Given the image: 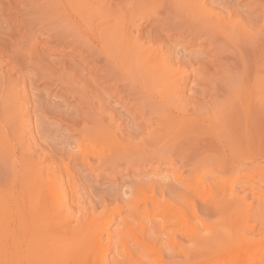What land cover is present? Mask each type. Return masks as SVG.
<instances>
[{
    "label": "rangeland",
    "instance_id": "rangeland-1",
    "mask_svg": "<svg viewBox=\"0 0 264 264\" xmlns=\"http://www.w3.org/2000/svg\"><path fill=\"white\" fill-rule=\"evenodd\" d=\"M9 1H10V3H9ZM27 1H29V0H21V1L20 0H3V1L0 0V24H1L0 25V44H1L0 49L2 48V50H0V64H1L0 65V99H1L0 104L3 105L7 101L9 103L11 102V105L9 103H6L7 107H5V104H4V106L0 105V113L10 106V108H12L13 111H14V109H16L15 112L17 111V113L19 111V113H20L19 116H21V117L24 116L26 118L25 119V118L19 117V118H21V121L23 122V129L21 132L25 135V133H29L28 131H30L29 135L27 134L28 136H30V138H27V139H29L31 141L24 139V137L26 135L23 137L24 140L22 139V141L26 140L25 141L26 143L30 142V143H28V144H30L28 146H30V147L32 146L30 149L26 144H24V146L26 147L24 150H27V152L29 151L30 153H32L31 158L33 160H35V162H34L35 163V173H36L35 174V198L39 197L37 194H40V195L42 194L41 196L44 197L45 196L44 193H46V192H47V194H52V192H53V194H58V196L60 197V203L62 206H64V208H62V206H60V204H58L59 208H61L60 209V213H61L60 215L61 216L63 215V218H66L67 221H69V224L71 226L76 227V224H78L77 226L81 225L83 227V225L86 224L85 226L87 227V225H90V227L88 226L87 228H85V226H84V228L87 230H88V228H91L89 230H94L95 233L98 235V237H102L104 235L103 238H101V239L98 238V243L100 242V240L103 239V241H101L102 245L98 244V245H100V256H102V257H100L101 264H133V263L134 264H136V263L137 264H192V257H194L196 254L199 255L198 253L201 252L203 249H205L206 246L211 248V247H213V245L219 246V245H222V243H223V246L224 245L226 246V252L224 255H225V259L227 261H231L229 259H232L235 261L236 260L240 261V262H236L237 264L238 263L260 264L261 262H262L261 264H264V258L262 260L260 259L264 255V244H263L264 243V227H263L264 226V219H263L264 215L262 214V212L264 213V208H263L264 206L262 203L263 202L262 200H264V173H263L264 163H262L263 165L261 164V161L259 159H257V155H256V158L253 159L254 161H252V159L250 158L251 155L255 156V153L257 154L256 150H254L252 152L254 154L250 153L249 150H248V152L246 150L248 155H245L244 157H242L244 148H241V149H243L242 152L239 148H237L238 150L235 149V151L237 150V152L240 150V154H242V155L238 154L239 156H237L240 158L237 159L234 156L235 158L231 157V159L228 160V155H227L228 148L226 150L225 147L226 146L228 147L230 145L226 144L225 140H224L225 142L221 141L219 143L216 142L217 144L214 143L215 144V145H213L214 148L205 146L206 144H209L210 142H212V140L211 141L209 140V139H211V138H209L210 136H207L208 135L207 134L208 129L211 132L213 131L212 133L214 135L216 133L215 131L219 132L221 127L225 128V125L227 126V124L229 123V122L227 123V121H225L226 124H225V122L223 123V121H224V118H223V119H221L222 124H219L217 122L218 119L216 117L220 113L218 112L217 115L214 113V115H216V116L213 115V112L221 111V110H218L217 108H220L222 110L225 108L227 109V106H228L227 104H226L225 108L219 107L218 103H220L221 101L223 102V99H221V98L225 97V96L222 97L221 95L222 94L226 95L224 102L229 104V106H228V109H230L229 112L230 111L232 112L233 107L229 108L231 106V104H230L231 100L230 99L236 98L235 96H234V98L232 97L234 93L235 94L237 93V95H238L239 91L242 92L241 90L243 87L239 86L240 85L239 83L244 81V80H242V79H244L242 77V75L246 76V77L244 76L245 79L247 78V81H244L245 84H244V82H242L245 85V87L250 85L249 83H252V84H255L254 82H256V83L262 82L263 83V81H264L263 80L264 79V75H263L264 70L262 72L260 71L261 73H259V71L256 68H254L255 66L259 65V62L262 63L261 61L263 59H261V56L264 52V47L262 48L261 46H263L264 43L262 41L261 42L263 43V45H262V43H260L261 46L259 47V49H262L261 51L257 48L258 49L257 53L261 54V56H259L261 61L259 59L258 63H256V61H258L257 58H259L257 53H256L257 49L256 50L254 49L256 54L254 53L255 55H251V57L257 56V58H256L257 60L256 59L253 60L254 57L251 59V60H253V62L255 61L256 64L255 63L253 64L252 61L248 59L252 63V64H250L251 66L248 65L249 63H248L247 58H250L249 57L250 54H245V52L249 53V51H250V53H251V51L253 50V49L252 50L248 49V47L250 48V46L252 44H254L255 42L254 43L252 42V44L250 46L247 45L248 47L245 45L250 44L252 39L256 37V35H254V34H257L258 32H260L261 34L264 33V24H263V22H264V20H263L264 19V11H263L264 10V6H263L264 3H263V1L262 0H252V1L251 0H231L233 2V4H232V2L230 0H226V1L221 0L222 2H220V0L219 1L218 0L217 1L216 0H213V1L212 0H195V1H197V6L199 5L198 6L199 9H198L196 7V2L194 3V0H190L191 7H192V4H195L193 6H195L194 7L195 9L197 8L196 13H195V10H191V13H194V16L197 15L196 17L199 20V22L201 19L206 21V19H204L207 16L206 15L207 13H205V10L207 12L209 10L208 13L211 14V16L214 15L213 16V22H215L216 25H217V23L219 25L221 22H223L224 20L225 21L223 23L224 26L220 24V26H223L224 28H220V26L215 27V25L213 26L212 21L210 22L211 23L210 25H212L213 27L208 25L209 28H207L204 24L201 25L199 22H197V23L200 25H198L197 23H196L197 25L196 24L194 25L193 23L196 22V19H194V21H192V23H191V20L188 21L189 23L193 24V27L191 24H189V25H191L190 27H188L189 25H186V27H188V29H186V27L184 26V23L187 22V19H188L186 17L187 14L182 13L186 7L185 8L179 7L176 4H174L175 6L172 7L170 5L171 3L169 4L168 2H166V1H170V0H162L161 2H157L156 0H154L153 2H157L154 4H153V2H150L151 0H148V2L143 0L142 3L140 2L141 8L139 7V9H138V6L140 3L137 4L138 6H135L133 9L134 12L135 11L139 12L138 10L144 8V6H145V8L151 7L149 10L145 9V11L143 9L144 12L140 11V12H143V15L145 14V12L148 13L149 11H151L148 13L150 18L147 15L145 17V16L140 15V14L135 12L136 14H134V16L136 18L139 17V19H138L139 21H137L136 18L132 20L129 16V15H131V12L134 13L133 10L130 9V7H129L130 6L129 5L130 0H93L92 2H91V0H75L76 2L71 0L72 2H74V5H72V6L70 4H68L67 0L66 1L65 0L64 1L63 0H57V2H58L57 4H59V6L56 4V2L52 3V4H54L53 6L52 5L48 6L49 4L44 0H39V2H38V0H36L37 2L35 0H33L34 2L32 0H30V2H27ZM136 1L138 2L139 0H136ZM253 1H256V3H258V4L254 5L255 2H253ZM257 1H259V2H257ZM124 2L126 4L127 3H129V4L126 5ZM144 2L147 4H144L142 6V4ZM162 2L163 3L166 2V4L164 3L165 5H162L165 8H162V7L159 8L161 6L160 3H162ZM92 3H94L95 5ZM167 3L169 5H167ZM204 3H205V5H204ZM248 3L249 4L251 3V5H249ZM261 3H262L263 7L260 6ZM31 4H35L36 6L34 7ZM46 4H48V5H46ZM122 4L124 5V8H123ZM206 4L207 5L209 4V5L207 6ZM21 5H22V8H21ZM27 5L30 6V9H28L29 7ZM68 5H70L71 7L74 8V10L75 9L76 10L73 11V9H71L70 6H68ZM86 5L87 6L90 5L91 7L90 6L87 7ZM157 5L159 7H154ZM166 5L170 9L174 8V9H172V11L177 9L175 7L181 8L180 10H177V11H179V12L182 11L181 12L182 14L180 13V15L182 16L183 14H185V16L183 15V17L179 18V16H177V15H179V13H177V15H175L174 18L175 19L177 18V20L179 19L178 20L179 22H180V19L183 20L184 18H186V19H184V20H186L185 22L183 20V26H184L183 29H186V30H184L185 32L182 31V29H181L182 26H179L181 31L178 32L175 30L178 28V25L176 24L177 20H174L173 17H169L170 20L167 18L168 21H166L167 19L165 17H168V15L170 16L171 14L174 15V12L169 13L171 10H169V12H167V13H169L168 15L166 14V11H163V10L168 11V8H166ZM214 5H216L217 8L219 10H221L222 13ZM40 6H42V7H40ZM60 6H61V8H60ZM62 6H65L64 10H63ZM249 6H251V7H249ZM84 7H87L88 9H86ZM239 7L242 9H240ZM246 7L248 8V10ZM16 8H17V10H16ZM91 8L92 9L95 8L94 12H93V10H91ZM153 8H156V10H157V11L155 10L156 11L155 13H153L154 12ZM237 8H238V10L236 11ZM53 9H54V11H53ZM191 9H193V8H191ZM200 9H203L204 11L203 10L200 11ZM96 10L98 12L100 11L99 17L102 18L101 19L102 20L101 26H99L101 20L99 17H97V15H94L92 17L95 20V22L92 20H90L91 22L86 20V21H84V23H85L84 24L83 22L81 23L80 20L78 21L79 16H80L79 14H82V13L84 14L85 12L88 13V11L93 12V14H97L98 12ZM231 10H232L233 16H231L232 15ZM17 11H18V13H17ZM56 11L57 12L59 11V12L57 13ZM64 11H65V13H64ZM162 11H163V13H162ZM210 11H213L214 13L210 12ZM253 11H255V12H253ZM33 12H35V13H33ZM75 12L76 13L80 12V13L75 14ZM126 12H127V14H126ZM237 12H238V14H237ZM240 12H241V14H240ZM56 13H57V15H56ZM128 13H130V14H128ZM160 13H162V14L160 15ZM122 14L123 15L125 14L123 18L127 17L128 20L130 19V21L126 20V18H125L123 20L125 23L122 22L125 25L123 24L124 26H121L122 25L121 24L119 26L117 21L119 20V23H121L120 20L123 19ZM199 14H201V15H199ZM68 15H69V17H68ZM75 15H76V17H75ZM137 15H140V16H137ZM162 15H164V17H162ZM238 15H239V17H238ZM16 16H17V18H16ZM70 16H74V17H70ZM95 16L97 17V19H99V21H97ZM200 16H201V19L199 18ZM142 17H145L144 18L145 20L144 19L142 20L141 19ZM208 17H209V19H208ZM214 17H216V18H214ZM25 18H26V20H25ZM206 18L209 21L212 19V17H210V16H207ZM247 18H249L248 21H247ZM34 19H35V21H34ZM74 19H76V20H74ZM171 19H173V23H172ZM231 19L235 20V21H233L234 24L236 23L235 26H234V24L230 25L229 22L232 21ZM2 20H4V22H2ZM135 20L138 22V23L136 22V24H141V23H144V21H145V23H146L145 25H147L146 27L148 28V29L146 28V30L144 29L145 33H142L143 31H139L138 37L142 34L144 36H146V35H148L149 37L152 36L151 39L152 38L157 39V40L153 39V41H152L150 38H148V39H150V40H148V44L152 47L150 50L154 51L156 49V47L158 48V46L161 45L158 48V49H160V48H162V45L163 46L165 45L163 47V49H164V51L165 50L168 51L167 54H166L167 51L164 52L163 49H160V51L156 49V51H154L156 55L158 52H160V53H158V55L159 54L163 55V56H160V55L158 56L159 58L161 57L160 58L161 61L157 57L152 58L153 57L152 55L154 54V52L151 51L152 55L150 57V62H152L151 59H154V60L158 59L162 63V65L160 68L159 61H157V63L159 65L156 64V61H155V64L150 63V67L152 65H154V66L158 65L157 67H159L160 70L162 69L163 71H166L165 73L170 72V70H172L171 75H174V77L177 78L176 79L177 82L171 76H168V78L171 77L172 80H174L171 82H176L175 88H177V89L171 87L174 85V83H172L170 85L171 82H169V79L168 80L166 79V76L163 78L165 80L164 81L165 85L159 84V85H162V88H160V87H157V88H158V91L162 90V92L164 91L163 89L166 88L165 89L166 92H163V93H167L169 91L167 88H169L168 86L170 85L171 92H172V90H174L173 91L174 93H177L176 91H178L177 94L181 93L180 95L177 96V97H180V98H178L179 101H176L177 97L175 96V98H174V96H173L174 101L178 103V105H177L179 108L178 111H177L178 108L177 109L175 108L174 110L172 108L174 106H172V104H173L172 99L173 98L171 96L169 99L170 101H168V102H172V103H170V105H169V103H167V104L172 109L171 108L169 109L168 108L169 106H167V104H164V106L166 105L165 107L157 105L156 101H157L158 96L153 97V94L151 96L153 97L152 99L155 98L154 99L155 102L154 101L153 102H154V104H156V106L151 105V104L149 105L148 103L144 104L138 95H137L138 98H137V96H135L136 93H133V92L129 91L128 89L124 90L126 88L122 87V90H120L119 88H121V87L119 84H125V83H123L124 81H123L121 76L117 75V77H116V75L112 74L113 73L112 70H113V66H114L113 60L110 59L109 57L107 58V56H105V54L102 53L101 54L102 58L104 56V58L106 59V61L103 60V62L104 61L105 62L102 63L101 62L102 60L99 59L100 60L99 61L97 59V58H100L101 56H100V53L96 50H100V49H94L93 53H92L87 48V47H89L90 50H92L90 41H93V36H92V33H90L87 30V29L91 28V25H93L92 27H95L97 25V22H99L98 23L99 28L102 27L101 28L102 30L107 31L108 30L107 25H109L108 28L110 26H112L115 29L116 28L120 29V27L121 28L126 27V26H128L127 24H129V22L131 23L132 21H135ZM220 20H221V22H220ZM12 21H14L13 25H12ZM103 21H104V23H106L105 24L106 26L104 25ZM156 21H158V23ZM159 21H161V22H159ZM6 22H8V23H6ZM68 22L72 23V26L73 25L74 26L72 27ZM78 22H79V24H81L80 25L81 27L77 26V25H79ZM89 22H90V26L87 25ZM115 22H117L116 24H118L117 26L115 24L116 27L113 26ZM166 22H167V24H166ZM168 22H170V23H168ZM208 22H207V24H208ZM248 22H250L251 24ZM112 23H113V25H112ZM241 23H243V24L241 25ZM255 23H256V26L254 25ZM2 24H3V26H2ZM26 24H27V26H26ZM30 24H32V26ZM82 24H84V25H82ZM159 24L161 25V27ZM163 24L166 25V27L168 26L167 29H164L165 27H163L164 26ZM174 24L177 26V28L172 27V26H174ZM185 24H188V23H185ZM225 24H227V25H225ZM261 24L263 25V27ZM236 25L237 26L240 25L242 28H240V26H239V29H238L236 27ZM257 25H259V26H257ZM83 26L84 27L88 26V27H87V29H82V28H84ZM201 26L203 27L205 32H203L204 30L202 29ZM227 26L229 27V30H228ZM28 27H29V29H28ZM105 27H106V29H105ZM112 27H111V29H113ZM195 27H197V30H199V31H197L199 34L196 32ZM217 27H219L220 29H223L224 31H220V29ZM233 27L236 28L234 30L235 32H233ZM257 27H259V28L257 29ZM31 28L34 30H32ZM77 28H79V29H77ZM156 28L159 30L157 31ZM5 29H7L6 32H5ZM24 29H25V32H24ZM160 29H162V30H160ZM201 29L203 31H201ZM207 29H209V31H206ZM212 29L213 30L215 29L217 31L214 30L215 31V33H214ZM248 29H250V31ZM254 29H256V30H254ZM147 30H150V31H147ZM167 30H169V32ZM210 30L212 32H210ZM236 30H240V31L243 30L242 31V32H244L243 35L246 34L248 37H250L249 35L252 34L251 37L253 36V38L251 39V37H250V39H251V41H250V40H247V38L241 34L235 35L234 33L239 32V31L237 32ZM246 30H248L247 33H245ZM251 30H254V32ZM10 31L11 32L13 31V32L11 33ZM27 31H29V32L31 31L30 33H32L33 35L29 34V32L27 33ZM171 31L173 34L170 33ZM186 31H188V32H186ZM219 31L223 32L222 35L224 34V32L226 33V35H229V32H230V36L232 35L231 36L232 41H231V39H229L231 43L228 42L229 40L227 39L226 35H225L226 38L223 35L222 37L218 38V40H217L216 36H218V35L221 36V33ZM255 31H257V33ZM147 32H150V34H148ZM177 32L180 34H178ZM193 32H196V33H193ZM242 32H240V33H242ZM77 33H79V35L81 34V36H79ZM182 33H183V36H182ZM200 33L203 35H201ZM205 33H207V34H205ZM231 33H233L235 35V39L237 36H240V37L242 36L241 38L242 39L246 38V41L244 43L242 42V39L241 40L239 39L240 41H238V42L235 41V39H233L234 38L233 34H231ZM22 34L24 36V39H21V38H23ZM24 34L25 35L27 34L26 37ZM137 34H138L137 32L132 33V35H134V36H136ZM160 34H164V35H160ZM190 34L195 35V36H193L195 38L193 39V37ZM211 34H213V36H211ZM261 34H260V36H261ZM157 35L159 37H157ZM166 35L167 36L169 35L172 38L170 37L169 40L161 38L162 36L166 37ZM187 35L190 36V38L189 37L187 38ZM208 35H209V38L212 41V43H211V41H207V39H209L207 37ZM77 36H79V38ZM82 36H83V38H82ZM134 36L132 37V39L136 38L135 39L136 41H139V40L141 41L140 38L137 40L138 37L137 36L134 37ZM199 36H201V37H199ZM213 37H214V40H212ZM27 38H30L31 40L30 39L28 40ZM223 38H225V39H223ZM17 39L19 42L17 41ZM161 39L163 40L162 42H164V40H165V43H160ZM192 39L194 41H191ZM258 39L263 40L264 36H261V38L258 37L257 40ZM154 40L156 42L157 41H159V42L156 43ZM179 40H181V41H179ZM222 40H224V41H222ZM84 41H86V42H84ZM183 41H185V42H183ZM214 41H216L215 44H214ZM253 41H254V39H253ZM153 42H155L154 43L155 45H153ZM194 42L197 44H195ZM208 42L210 43V45L208 44ZM221 42H223V43H221ZM239 42H242L243 44L240 43L241 45L238 46ZM216 43L218 45L217 47L215 46ZM234 43L237 45V47H240L239 48L240 50L237 49V47H236L237 50L235 49ZM84 44H85V46H84ZM256 44L258 45L259 42ZM212 45L215 47H213ZM232 45H234L233 49H232ZM226 46H227V48H226ZM30 47H32V48L30 49ZM218 47L219 48L222 47V48L219 49ZM242 47L243 48L246 47L245 49L249 50V51H246L244 49L245 52H243L244 50ZM252 47H253V45H252ZM256 47L257 46H255L254 48H256ZM169 48L171 50L170 52L168 50ZM215 48H217V50ZM230 48L232 51L234 50L233 53H231L232 51L229 50ZM214 50H215V52H214ZM238 50L239 51L243 50L241 52H243L245 56L246 55H249V56L244 57V56H242V53H239L241 56V57H239L238 56L239 54H237ZM254 50L252 52H254ZM23 51L25 53L21 54ZM220 51H222V52L220 53ZM12 52H13V54H12ZM94 52L98 53L99 55L97 56ZM224 52L229 53L231 55V57L233 56V58H231L229 56V54H226ZM4 53H7V55ZM34 53H35V55H34ZM89 53H92V55L94 54L95 57H94V55L92 56ZM222 54L224 57L221 56ZM234 55H235V57H234ZM185 56H188V57H185ZM190 56H191V58H190ZM217 56H218V58H217ZM227 57H228V59H227ZM236 57H238V60ZM262 57H264V54ZM187 58H189L191 60L194 59V60H192V62H191V60H189ZM229 58H231L233 60L230 61ZM239 58L240 59L245 58V61H247L248 64H246V62H245V64H243L244 60L239 61ZM91 59H92V61H91ZM166 59L168 62L166 61ZM218 59H220V61ZM225 59H227V60H225ZM180 60H184L183 62L186 64L181 63ZM188 60L191 63L186 62ZM235 60L237 62L243 61L242 65H244L243 66L244 70L241 68L242 65L240 63H237ZM13 62H15V63H13ZM174 62L175 63L178 62L177 65ZM193 62H195V63H193ZM106 63L109 64L108 66H110V64H111V67H112V70L109 67V69H110L109 71L112 72L111 73L108 71L110 73L109 75L107 73L108 69H107ZM180 63L183 65V67ZM222 63H223V65H222ZM234 63L237 65L239 64V65L237 66ZM171 65H174V66H171ZM246 65L250 66L252 68V70L254 69L253 70L254 73L251 70L250 72H252V74L249 71H248V73L245 74V72H247V70L245 71ZM252 65H254V66H252ZM98 66H101L102 68L98 67ZM227 66H229V67L227 68ZM239 66H240L241 70L239 68H237ZM248 66H246V69H248V68L251 69ZM261 66L264 67L263 63ZM104 67H106V68H104ZM234 67H236V68L233 69ZM15 68H17V69H15ZM159 68H157V69L159 70ZM257 68L259 69L258 66H257ZM105 69H106V71H103ZM154 69H156V67ZM154 69L152 66L151 70H154ZM157 69L155 71H151V72L152 73L154 72V75H155L156 74L155 72L158 71ZM9 70L11 71V73ZM228 70H229V72H228ZM255 70H257L258 72L256 73ZM97 71H98V73H97ZM240 71H241V73H240ZM177 72H179V73H177ZM195 72H197V73H195ZM225 72H226V76H225ZM232 72H233V74H232ZM238 72L240 73L241 76L239 74H237ZM159 73L162 74L161 72L158 71V74ZM182 73L184 76L186 75L185 76L186 82H185V77L182 75ZM255 73L257 75L262 74L263 77H262V75L259 78L257 75L254 76L253 74H255ZM168 74L169 73H167V75ZM187 74H188V76H187ZM228 74H230V75L228 76ZM248 74L249 75L251 74L249 76L250 78L247 77ZM163 75H165V74H162L160 76H163ZM181 75L184 78V80L181 78ZM220 75H223V76H220ZM233 75H234V77H232ZM252 75L256 78L253 79L254 77ZM102 76H103V78H102ZM157 76H159V75H157ZM157 76H155V77H157ZM224 76L227 77V80ZM237 76L238 77L240 76V77L238 78ZM113 77L116 79H114ZM228 77H230V79H228ZM236 77H237V79L235 80ZM251 77H252V79H251ZM261 77H262V81L261 80L259 81V79H261ZM19 78H21V79H19ZM111 78L114 79L113 82H114L115 87L113 85H110L113 83L112 82L113 79H111ZM222 78H223L224 82L227 81L226 85H225V83L224 84L222 83V80H221ZM9 79H11L13 81H10ZM118 79H120V80H118ZM179 79H181L182 82L183 81L184 82L182 83L181 80L179 81ZM257 79H258V82L256 81ZM156 80L157 79H155V81ZM159 80L162 82V80L159 77V79L156 81V84L159 82ZM237 80H240V82ZM1 81H2V83H1ZM24 81L27 85L24 83ZM115 81H117V82L119 81L118 82L119 84H116L117 82H115ZM121 81H123V82H121ZM235 81H236V83L237 82H239V83L234 84ZM180 82H181V85H179ZM246 82H247V84H246ZM8 83L9 84L11 83L12 85L7 86V85H9ZM177 83H179V84H177ZM216 83H217V85H216ZM230 84L236 85V86H238V88L240 87L239 91H238V88H235L236 86H231ZM166 85H168V86H166ZM215 85L217 88H219L218 90H216ZM116 86H118L119 88L116 89ZM241 86H243V85L241 84ZM113 87H114V89H113ZM222 87H224L225 89ZM229 87H231V89H233L234 91L236 89L235 92L233 91L234 93L232 95H230L231 89ZM221 88H222V90H221ZM115 89L118 91H116ZM178 89H180V92ZM227 90H230V92L227 93ZM10 91H11V94L15 93V94H13L14 96L11 94H10L11 97L9 96ZM7 92H8V95H7ZM21 92L22 93L25 92L26 94L25 93L22 94ZM125 92L131 93V95H133V94L134 95L132 97L131 95L129 96V94H126ZM162 92H161V94H163ZM224 92H226V94ZM210 93H213L215 95L216 104L214 102L215 101L214 98H212V97H214L213 94H211L212 95L211 97L210 96L208 97V94L210 95ZM99 94H100V96H99ZM217 94H219L221 97ZM227 94H229V95H227ZM25 95H26V97H23ZM262 95H264V94H262ZM18 97H20V98H18ZM219 97H220V101H218ZM25 98H27V99L25 100ZM128 98H129V100H128ZM211 98L213 99L212 104L210 103L212 100ZM5 99H6V101H3ZM130 99H132V102ZM10 100H12V101H10ZM139 101L142 102L144 105L143 104L141 105V103L139 104ZM149 101H147V102L151 103V100H149ZM27 102H29V103H27ZM207 102H209L210 104ZM222 102L220 103V106L222 105ZM129 103H130V105H129ZM225 103H223L222 106H224ZM8 104H9V106H8ZM15 104H16V106H15ZM133 104H134V106H133ZM146 104L149 105L148 106L149 108H147ZM217 104H218V107H216ZM23 105L25 107L24 109H23V107H21ZM91 105H93V106H91ZM1 106L3 107L2 110H1V108H2ZM11 106H13L14 109ZM141 106L144 107L145 109H149V111L148 110L145 111V109L142 108ZM162 107H164L165 109H162ZM10 108H8L9 111H11ZM21 108L23 109V111ZM140 108H142L141 110H143L142 112H144V115L141 114L142 112H141ZM166 108H168V109H166ZM8 109L3 111L2 115L5 113L6 114L10 113L9 111L7 112ZM214 109L215 110L217 109V110L215 111ZM164 110H166V111H164ZM167 110H173V112H170ZM64 112H66V113H64ZM82 112H83V114H82ZM129 112H130V114H129ZM145 112H148L147 115L149 116V119H148V116L146 115ZM207 112L210 114H208ZM229 112H227L226 114L227 115L230 114ZM29 113H30V115H29ZM190 113H193V114H190ZM222 113H224L222 115L226 116L224 110ZM159 115H162V117L160 116V118H158L160 121H158V119L155 120V117L156 116L159 117ZM209 115L212 116L210 118H212L214 120L213 123L211 122V121H213L212 119H210L211 121L208 119ZM231 115L232 114H230V116ZM204 116L205 117L208 116V118L207 117L202 118ZM225 116H223V117H225ZM29 117L31 120L29 119ZM144 117H145V119H143ZM214 117L216 120L214 119ZM220 117H219V119H220ZM231 117H229V118L231 119ZM109 119H111V120H109ZM230 119H225V120H230ZM144 121H147V122H144ZM215 121L217 122L216 124L222 125L220 128H219V125L217 126L219 129L217 127L212 128V126H214V125L216 126ZM97 122H99V123H97ZM29 123H30V125H29ZM106 123H108V124H106ZM26 124H27V126H26ZM30 126L32 129L30 128ZM24 127H26V128L24 129ZM104 128H105V130H104ZM214 128H216V129L214 130ZM23 130L25 131V133ZM205 130H206V132H205ZM124 131H125V133H124ZM132 131H133V133H132ZM95 132L96 133L98 132L100 135L102 134V136H103V134H106L107 136L104 135V137H99V134L98 133L96 134ZM121 132L124 134H122ZM211 132L209 133L210 135L212 134ZM218 132L214 136H217ZM150 133H153L154 135H155V133H157V134L163 133L166 135L163 138H159V139L157 137V139L155 140L152 138L154 136L150 135ZM220 133L218 136L222 137V136H220ZM223 133H221V134H223ZM112 134H113V136H110ZM121 134H122V136H121ZM204 134L209 138L208 140L210 142L207 141V137L204 136ZM31 135H32V138H34V139L31 138ZM92 135L94 137L93 140H92ZM94 135L97 137H95ZM133 135H135V136H133ZM114 136H115V138H114ZM160 136L161 135H159V137ZM111 137L113 139H111ZM223 137H225V136L223 135ZM100 138L103 141H101ZM89 139H91V140H89ZM203 139L205 140V143H203L204 141L202 142ZM105 140H107V142ZM157 140L160 141V144L166 143L168 145H170V144H172V145L173 144H177V145H183V144L188 145V144H190L191 145L190 147H192V150L195 151V153H196V157H197L195 160L196 168L194 170H192V169H190V166L188 164L185 165L181 162L175 163L176 166H175V164L171 165V164H173L171 162L169 164L168 163L169 161L166 159L167 155H165L167 153L163 154V155H165L164 156L165 159L164 158L160 159V160H162L161 162H160V160H157V159L162 157L163 155H159V157L157 159L155 158L157 156L154 155L151 157V159H154L155 161L153 160L151 162L150 159L146 161L145 154L149 155V153L150 154L152 153L149 151V149H151L150 147L153 146L152 144L154 142L155 143L159 142ZM25 142H23V143H25ZM102 142L105 144H103ZM160 144L156 143L157 146H159ZM141 145L146 146V148L141 146ZM156 145H154L153 147L155 148ZM129 147L132 149H130ZM136 147L137 148L142 147V148L138 149L139 150L138 151ZM33 148H35V151ZM125 148H126V150H125L126 153L123 151V149H125ZM133 149H136V150H133ZM147 150H148V152H147ZM84 152H86V153H84ZM122 152H124V154H120ZM127 152H129L128 155H127ZM231 153H233V151H231ZM110 154L113 156H111ZM120 156H121V158H120ZM110 157H111V159H110ZM245 157L246 158L248 157V159H244ZM107 159H108V161H107ZM249 159H251V160H249ZM110 160H112V161L115 160V162L114 161L112 162ZM118 160H120V161H118ZM109 161L111 164L109 163ZM148 161H150V162H148ZM99 162H100V164L102 163L101 166H99L100 165ZM103 162H105L106 164ZM157 162H160V164ZM113 163H115V164H113ZM116 164H117V166L119 165L118 167L116 166L117 169H115V167H114ZM158 165H159V167H158ZM106 166H108L110 168H108ZM1 167L2 166L0 164V169H1L0 170L1 171L0 185L4 182L1 179H3V180L5 179V177L3 178V175H4L3 173L5 170V167L4 166L2 168ZM3 168H4V170H3ZM113 169L115 170L114 172L112 171ZM114 173H115V175H114ZM262 173H263V175H262ZM107 174H109V175H107ZM173 177L179 178L180 180H182L183 189L185 191V194H182L183 190L181 192H180V190H178V193H176L177 191H174V193H175L174 194L173 192H171L172 188L169 187L170 189H168V187H167L166 189L164 188V191H163V189H161L162 196L160 195L161 192H160V194H158L159 193L158 192V193H155V195H154L155 199L157 198L156 196H158V198H157L158 200H156V201L161 200L159 198L161 196L162 199L164 200L163 202H166L168 200V198H170L169 201H167V203L173 202V201H175V199H176V201H177V199H179V201H177V202H180L179 205L182 206L181 204L183 203V201L187 202L186 207L184 206L182 208L183 219L180 221V224H179V222H177V224L170 225V227H169V228H176V227L181 225V230L179 232L177 231V233H178L177 235H176V233H174V234L172 233L174 236L175 235L176 236L174 237L173 235H171V238H172L171 239L169 235L163 236L161 234L159 235L158 233H156L157 235L155 233H153L151 230H153L156 227L152 228L153 227L151 225L152 217L148 216L146 214L148 216V218L151 219V220H149L147 218L146 220H148V222L149 221L150 222L146 224V222H147L145 220L146 217H143V216H146L144 211H147L152 206L151 205L152 204L151 203V197L153 195V192L151 191L152 185H149L148 183H150V182H148V181L149 180H153L155 182L161 181V182H164L165 184H168L171 181H173V179H174ZM140 179L142 181H140ZM154 179H157V180H154ZM143 181H146L147 184H143L142 190L145 191V188H146L145 186H148V187L151 186V188L147 187L148 190L149 189H151V190L150 191L146 190V191L150 192L152 194H148L146 191L143 192V191H141V188H139L140 192L138 195L143 194V195H141V197L143 199L146 196L145 195L146 193L149 196L151 195V197H149L147 195L149 198H146L147 196L145 197V200L148 199L146 202H148L149 205L146 204L145 200L141 199L140 196L136 195L138 193V190H139V189H137L138 186L139 185L141 186L142 183H146ZM155 182H154V184H155ZM159 182H157V184H161ZM133 184H135V185H133ZM114 187L116 188L117 191L115 190ZM39 188L42 189V192H39V190H40ZM63 188H64V190H63ZM132 189L137 193H134V191H133L132 192L133 194H130L131 193L130 191ZM223 190H225V191H223ZM48 191H50L51 193H48ZM60 191H61V193H60ZM156 192H157V190H156ZM229 192L230 193L232 192L234 195H236L240 199L241 198L244 199V200H241L242 202H244L243 203L244 205L249 206V208L252 207L249 210H248V207H246V206L244 208H247V209H244V208H243L244 210L242 209L244 211V214H243L244 216H242V217H244L243 223L245 225H247V226L243 225L244 230H245L244 234L250 241L252 240V242H253L252 247H247V246L241 245L240 243H237V241H235L236 243L232 242V241L236 240L235 239L236 237H234V236L230 237L229 240H226L228 237L226 238V236L223 235V236H225V238H226L225 239V238H223V236L221 234V233H223L221 231V228H222L221 219L222 218H221L218 210L216 209V204L220 200L224 199V197L226 195H228ZM59 193L62 195H60ZM124 194H125V196H124ZM156 194H158V195H156ZM101 195H103V196H101ZM114 195H115V197H114ZM131 195H132V197L135 195L133 197V200L131 199L132 198ZM186 195H187V197H186ZM107 197L109 198V200ZM137 197L143 201H139V199H137ZM163 197H165L166 199ZM45 198H46V196L44 197L43 202L45 200H47ZM106 199H107V201H106ZM127 199H129V201H131L132 205H135V206H136V199H137V201H138L137 205H139V206H137V207L134 206L135 210L133 208L134 211H132L131 203L129 205L126 204L127 206L125 205V203H128L126 201ZM123 200H125V201H123ZM257 200H259L261 202H259ZM101 201H103V202H101ZM134 201H135V204L133 203ZM176 201L173 202L175 205L177 203ZM36 202L37 201H35V203ZM108 203H109V205H108ZM141 203H143V204H141ZM259 203L260 204L262 203L261 206L259 205ZM45 204H46V202L44 203V205ZM106 204H107V206H106ZM144 204L146 206H149L147 208V210H146V208H145L146 206ZM183 204H185V203H183ZM243 204H241V205L243 206ZM188 205L190 207H187ZM123 206H124V208H123ZM129 206H130V208H129ZM117 207L119 208V210H116ZM105 208H107L108 212L105 211ZM136 208H137V210H136ZM141 208H143V209L141 210ZM258 208H261V209L257 210ZM123 209L124 210L126 209L125 210L126 212H129L128 209H130V211H132V212H130V213H132L131 214L132 216L130 217V214H128L129 216L126 217L127 213L125 211H123ZM109 210L111 212H113V214L112 213L110 214ZM188 210H190V211H188ZM256 210L258 212H256ZM136 211H137V213H136ZM243 211L241 213H243ZM259 211H260V213H259ZM70 212H71V214H69ZM148 213H149V215H151L153 212H151V210H148ZM136 214L138 217H139V215L142 216L144 218V219L143 218L142 219L145 220L146 222L142 221V219L140 217L139 218L141 220L138 219L137 216H135V219L137 218L139 222L135 221L134 215H136ZM262 215H263V218H262ZM92 217H93V220H92ZM122 217L123 218L126 217L127 219H125V218L123 219ZM131 218H132V220L129 221L128 219H131ZM261 218L263 219V221ZM75 219H77L78 222ZM122 219H123V222H122ZM119 220H120V224L118 225ZM132 221H135L136 223L132 222ZM121 222H122V224H121ZM82 223H84V224L82 225ZM243 223H241V224H243ZM124 224H128L126 227H128L130 225V228L126 229L123 226H121ZM120 227H121V229H120ZM122 227L124 228V230L126 229L127 235L128 234L131 235V237L125 235L128 238H130L129 240L123 241V239H125V238L127 239V237L121 238V236L118 234V233H120L122 235L123 232H118L116 234L117 229L119 231H122ZM128 230H129V233H128ZM153 231H155V230H153ZM180 232H182V233L180 234ZM107 233L111 234L112 236L111 235L108 236ZM150 233H151V235H150ZM124 234H125V231H124ZM124 234L122 235V237L124 236ZM110 237H112V239ZM216 237H219V239L218 238L216 239ZM106 238L111 239V240H108ZM213 238H214V240H213ZM220 238H221V240H220ZM231 238H234V240L233 239L230 240ZM224 239H225V242L223 241ZM105 243L108 245H106ZM103 244H105L106 246H104ZM237 244H239V245H237ZM126 248L127 249L129 248V249L126 251ZM137 249H138V252L140 251L139 253L136 251ZM171 250L174 253H172ZM124 252H125V254H124ZM121 254L125 257H121L122 256ZM114 257L116 260H114ZM119 258L120 259L125 258L126 260L124 259L123 261H120V260H118Z\"/></svg>",
    "mask_w": 264,
    "mask_h": 264
},
{
    "label": "bare ground",
    "instance_id": "bare-ground-1",
    "mask_svg": "<svg viewBox=\"0 0 264 264\" xmlns=\"http://www.w3.org/2000/svg\"><path fill=\"white\" fill-rule=\"evenodd\" d=\"M3 1V0H2ZM21 1V0H20ZM33 1V0H32ZM36 1V0H35ZM44 1H46L48 4H46V5H48V6H53L54 4H52V3H54V2H56V4L58 3L57 2V0H44ZM64 1V0H63ZM66 1V0H65ZM73 1H75V0H73ZM93 0H91V2H92ZM142 1L143 0H139L138 2L136 1V0H130L129 2H130V4L129 3H127V4H129L128 6L130 7V9H134V7L135 6H138L137 4H139L140 2L142 3ZM145 1H147L148 2V0H145ZM154 0H151L150 2H153ZM157 2H161L162 0H156ZM213 1V0H212ZM217 1V0H216ZM219 1V0H218ZM226 1V0H225ZM231 1V0H230ZM252 1V0H251ZM263 1V3H264V0H262ZM27 2H30V0L29 1H27ZM34 2V1H33ZM37 2V1H36ZM38 2H39V0H38ZM67 2H68V4H70L71 6L72 5H74V2H72L71 0H67ZM76 2V1H75ZM90 2V1H89ZM90 2V3H91ZM127 2V1H126ZM157 2H153V4L154 3H157ZM166 2H168L172 7H174L175 5L174 4H176L177 6H179V7H186L185 8V10H183V12L182 13H185V14H187V22H185L186 20H184V19H186V18H184L183 20H184V22L185 23H188V24H185L184 23V26L186 27V25H189V24H191L192 23V21H194V19H196V22H194L193 24L195 25L197 22H199V20L197 19V15L196 16H194V13H191V10H195V13H196V10H197V8H198V6H197V1H195L194 0V3L196 2V9L194 8L195 6H193V5H195V4H192V7H191V3H190V0H170V1H166ZM166 2H164L165 4H166ZM215 2V1H214ZM220 2H222L221 0H220ZM232 2V1H231ZM253 2H255L254 3V5L255 4H258V3H256V1H253ZM257 2H259V1H257ZM9 3H10V1H9ZM32 3V2H31ZM95 3V2H94ZM94 3H92V4H94ZM100 3V2H99ZM125 3V2H124ZM136 3V4H135ZM141 3L139 4V6H138V9H139V7L141 8ZM163 2L162 3H160V7L157 5V6H154V7H159V8H165V7H163L162 5H165ZM167 3V5H169ZM229 3V2H228ZM247 3V2H246ZM252 3V2H251ZM251 3L249 4V5H251ZM7 4V3H6ZM89 4V3H88ZM107 4V3H106ZM126 4V3H125ZM126 4V5H127ZM144 4H147V3H143L142 4V6L144 5ZM149 4V3H148ZM151 4V3H150ZM201 4V3H200ZM210 4V3H209ZM208 4V5H209ZM223 4V3H222ZM232 4H233V2H232ZM243 4V3H242ZM8 5V4H7ZM31 5H33L34 7L36 6L35 4H31ZM58 6H59V4H57ZM56 5V6H57ZM62 5V4H61ZM70 5H68V6H70ZM91 5V4H90ZM90 5H88V6H90ZM95 5V4H94ZM114 5V4H113ZM116 5V4H115ZM123 5V4H122ZM125 5V6H126ZM152 5V4H151ZM167 5H166V8H168V11L167 10H163V11H166V14L168 15L169 13H171V12H174V15L173 14H171L170 16L168 15V17H165L166 19L168 18L169 20H170V18L169 17H173V19L174 20H177V18L175 19L174 17H175V15H177V13H179V15H177V16H179V18H181V17H183V15L185 16V14H183L182 16L180 15V13L181 12H179V11H177V10H180L181 8H179V7H175V8H177V9H175V10H173L172 11V9H174V8H172V9H170L169 7H167ZM204 5H205V3H204ZM207 5V4H206ZM207 5V6H208ZM218 5V4H217ZM247 5V4H246ZM25 6V5H24ZM28 6V5H27ZM44 6V5H43ZM70 6V8L71 9H73V11H75L74 10V8L73 7H71ZM87 6V5H86ZM87 6V7H88ZM110 6V5H109ZM202 6V5H201ZM200 6V7H201ZM214 6H216V5H214ZM232 6V5H231ZM253 6V5H252ZM260 6H262V3H261V5ZM264 6V5H263ZM262 6V7H263ZM29 8L28 9H30V6H28ZM32 7V6H31ZM40 7H42V6H40ZM64 7L65 6H62V8H63V10H64ZM87 7H84V8H86V9H88ZM91 7V6H90ZM148 7V6H147ZM249 7H251V6H249ZM8 8V7H7ZM21 8H22V5H21ZM49 8V7H48ZM53 8V7H52ZM60 8H61V6H60ZM101 8V7H100ZM114 8V7H113ZM121 8V7H120ZM123 8H124V5H123ZM127 8V7H126ZM125 8V9H126ZM151 8V7H150ZM150 8H145V6H144V8H142V9H140V10H138L139 12L140 11H143V9H144V11H145V9L147 10H149ZM179 8V9H178ZM183 8V9H184ZM191 8H193V9H191ZM216 8H217V6H216ZM221 8V7H220ZM236 8V7H235ZM240 8V7H239ZM247 8V7H246ZM256 8V7H255ZM260 8V7H259ZM19 9V8H18ZM83 9V8H82ZM94 9L95 8H91V10H93V12H94ZM119 9V8H118ZM129 9V10H130ZM136 9V8H135ZM154 9V12L153 13H155L157 10H156V8H153ZM199 9V8H198ZM208 9V8H207ZM218 9V8H217ZM240 9H242V8H240ZM5 10V9H4ZM9 10V9H8ZM16 10H17V8H16ZM24 10V9H23ZM27 10V9H26ZM25 10V11H26ZM36 10V9H35ZM38 10V9H37ZM40 10V9H39ZM90 10V11H91ZM106 10V9H105ZM137 10V9H136ZM156 10V11H155ZM169 10H171L170 12H169ZM201 10H203V9H200V11ZM219 10V9H218ZM230 10V9H229ZM238 10V8L236 9V11ZM247 10H248V8H247ZM251 10V9H250ZM255 10V9H254ZM262 10V9H261ZM20 11V10H19ZM22 11V10H21ZM24 11V12H25ZM53 11H54V9H53ZM61 11V10H60ZM66 11V10H65ZM65 11H64V13H65ZM78 11V10H77ZM76 11V12H77ZM81 11V10H80ZM86 11V10H85ZM97 11V10H96ZM123 11V10H122ZM143 11V12H144ZM163 11H162V13H163ZM185 11V12H184ZM199 11V10H198ZM204 11V10H203ZM215 11V10H214ZM220 12H221V10H219ZM218 11V12H219ZM242 11V10H241ZM252 11V10H251ZM258 11V10H257ZM264 11V10H263ZM29 12V11H28ZM36 12V11H35ZM35 12H33V13H35ZM39 12V11H38ZM57 12V11H56ZM59 12V11H58ZM57 12V13H58ZM75 12V14H79V13H76ZM83 12V11H82ZM93 12H89L88 11V13L87 12H85L84 14L82 13V14H79L78 16H79V19H78V21L80 20V22L82 23H84V21H90V20H92V21H94L95 22V20L92 18L94 15H97V17H99L100 16V14H99V12L97 13V14H93ZM104 12V11H103ZM130 12V11H129ZM133 12H134V10H133ZM136 12V11H135ZM132 13L131 12V15H129L130 16V18L133 20V19H135L136 17L134 16V14H136V13H138V14H140V15H143V12H136V13ZM148 12V11H147ZM149 12H151V11H149ZM148 12V13H149ZM167 12H169V13H167ZM208 12H209V10H208ZM206 10H205V13H207L206 15L207 16H210V17H212V19L209 21V20H207V16L204 18V19H206V21H204V20H202L201 19V16L199 17L201 20H200V24L201 25H205L207 28H209L208 27V25L209 26H211V27H213L214 25H215V27L216 26H220V24L221 25H223V23H224V21L223 22H221V20H220V24L218 25V23H217V25L215 24V22H213V16H211V14H209ZM210 12H213V11H210ZM249 12V11H248ZM253 12H255V11H253ZM12 13V12H11ZM17 13H18V11H17ZM21 13V12H20ZM32 13V12H31ZM57 13H56V15H57ZM61 13V12H60ZM74 13V12H73ZM72 13V14H73ZM92 13V14H91ZM102 13V12H101ZM148 13H146L145 12V14L143 15V16H145L146 17V15L149 17V15H148ZM159 13V12H158ZM162 13H160V15L162 14ZM181 13V14H182ZM204 13V14H205ZM214 13V12H213ZM222 13V12H221ZM259 13V12H258ZM53 14V13H52ZM99 14V15H98ZM126 14H127V12H126ZM128 14H130V13H128ZM133 14V15H132ZM165 14V15H166ZM231 14H232V10H231ZM237 14H238V12H237ZM236 14V15H237ZM240 14H241V12H240ZM26 15V14H25ZM70 15V14H69ZM69 15H68V17H69ZM74 15V14H73ZM123 15V14H122ZM125 15V14H124ZM124 15L122 16V18L124 17ZM140 15H137V16H140ZM159 15V14H158ZM199 15H201V14H199ZM203 15V14H202ZM216 15V14H215ZM218 15V14H217ZM222 15V14H221ZM224 15V14H223ZM243 15V14H242ZM18 16V15H17ZM17 16H16V18H17ZM51 16V15H50ZM127 16V15H126ZM128 16V17H129ZM134 16V17H133ZM176 16V17H177ZM194 16V17H193ZM220 16V15H219ZM231 16H233V14L231 15ZM230 16V17H231ZM263 16V15H262ZM22 17V16H21ZM25 17V16H24ZM67 17V16H66ZM70 17H74V16H70ZM75 17H76V15H75ZM96 17V16H95ZM97 17H96V19H97ZM103 17V16H102ZM133 17V18H132ZM145 17H142L141 19L143 20ZM147 17V18H148ZM162 17H164V15H162ZM196 17V18H195ZM217 17V16H216ZM216 17H214V18H216ZM235 17V16H234ZM238 17H239V15H238ZM237 17V18H238ZM100 18V17H99ZM126 18V20H128V18L127 17H125ZM125 18H123V19H121L120 20V22L121 23H119V20L117 21L118 22V24H119V26L121 25V26H124L125 24V22L123 21ZM150 18V17H149ZM153 18V17H152ZM252 18V17H251ZM8 19V18H7ZM13 19V18H12ZM69 19V18H68ZM102 18H100V20H101ZM137 19V21H139L138 19H139V17H137L136 18ZM140 19V20H141ZM168 19L166 20V21H168ZM173 19H171L172 20V23H173ZM208 19H209V17H208ZM218 19V18H217ZM221 19V18H220ZM226 19V18H225ZM236 19V18H235ZM240 19V18H239ZM245 19V18H244ZM248 19L249 18H247V21H248ZM25 20H26V18H25ZM74 20H76V19H74ZM104 20V19H103ZM145 20V19H144ZM179 20V19H178ZM177 20V22L180 24H178L176 21V24L178 25V28H177V26L174 24V26H172L173 28H177V29H175L176 31H181L180 30V27L179 26H182V31L183 32H185L184 30H186V29H188V27H190L191 25H192V27H193V24H191V25H189L188 27H186V29H183V20L182 19H180V22ZM182 20V21H181ZM191 20V23H189L188 21H190ZM215 20V19H214ZM223 20V19H222ZM232 21H230L229 23H230V25L231 24H234L233 23V21H235L234 19H231ZM242 20V19H241ZM264 20V19H263ZM6 21V20H5ZM19 21V20H18ZM34 21H35V19H34ZM72 21V20H71ZM97 21H99V19H97ZM128 21H130V19L128 20ZM127 21V22H128ZM136 20L135 21H132L131 23L129 22V24H127L128 26H126V27H120V29H118V28H113L112 26H110L109 28H108V26L109 25H107V31L105 30H102L101 28L102 27H100L99 28V26H101V22H102V20L100 21V25L98 26V23L99 22H97V25L95 26V27H92L93 25H91V28H89V29H87V27L88 26H90V22L87 24L88 26L87 27H84V28H82V29H87L90 33H92V36H93V41H90V44H91V49L92 50H90V48L89 47H87L88 48V50L90 51V52H92L93 53V50L94 49H100V50H96V51H98L99 53H100V56H101V54L103 53V54H105V56H107V58L109 57L110 59H112L113 60V64H114V66H113V70H112V67H111V64H110V66H108L109 64L108 63H106L107 64V73H108V75L110 74L109 72H111V71H109L110 69H109V67L111 68V70H112V74H114V75H116V77H117V75L118 76H121L122 77V79H123V81H121V82H123V83H125V84H119L117 81H115V82H117L116 84H119L120 85V87L121 88H119L118 86H116V89L117 88H119L120 90H122V87L123 88H126V89H124V90H129V91H131V92H133V93H136V95L135 96H139L140 98H141V100L143 101V103L145 104V103H148L149 105L151 104V105H154V106H156V104L157 105H159V106H164V104H167V103H169V105H170V103H172V102H168V101H170L169 99H170V96L173 98V96H174V98H175V96L177 97L178 95H180V94H177L178 93V91H176L177 93H174L173 91L174 90H172V92H171V90H170V88L172 87V88H175L176 87V85H175V83L177 82V78L176 77H174V75H171L172 74V70H170V72H167V73H169L168 75H167V73H165L166 71H163L162 69V71L160 70V68H161V65H162V63L160 62L161 61V57L159 58L158 56L160 55V56H163V55H161V54H159L158 55V53H160V52H158L157 53V55L155 54V52L154 51H156V49L157 50H159L160 51V49H163V47L165 46H163L162 45V48H160V49H158L160 46H158L157 44V46H158V48L156 47V49L153 51V50H150L152 47L148 44V40H150L151 39V37H149L148 35H146V36H144V35H140L139 37H138V35H139V31H143L142 33H145V31H144V29L146 30V26L147 25H145L146 23H145V21H144V23H141V24H136V22H137ZM209 21V22H208ZM212 21V25H210L211 22ZM228 21V20H227ZM252 21V20H251ZM255 21V20H254ZM257 21V20H256ZM2 22H4V20H2ZM13 22L14 21H12V25H13ZM21 22V21H20ZM19 22V23H20ZM27 22V21H26ZM25 22V23H26ZM75 22V21H74ZM73 22V23H74ZM109 22V21H108ZM111 22V21H110ZM117 22H115L114 23V25H113V23H112V25L113 26H115V24L117 23ZM122 22H124V23H122ZM141 22V21H140ZM157 23H158V21H156ZM159 22H161V21H159ZM163 22V21H162ZM165 22V21H164ZM171 22V21H170ZM170 22H168V23H170ZM202 22V23H201ZM207 22H208V24H207ZM217 22V21H216ZM232 22V23H231ZM241 22V21H240ZM246 22V21H245ZM253 22V21H252ZM6 23H8V22H6ZM28 23V22H27ZM31 23V22H30ZM69 23V22H68ZM103 23H104V21H103ZM138 23V22H137ZM206 23V24H205ZM248 23H250V22H248ZM18 24V23H17ZM33 24V23H32ZM32 24H30L31 26H32ZM71 26H72V23H69ZM77 24V23H76ZM78 24H79V22H78ZM85 24V23H84ZM84 24H82V25H84ZM92 24V23H91ZM106 23H104V25H105ZM118 24H116V26L118 25ZM124 24V25H123ZM148 24V23H147ZM155 24V23H154ZM166 24H167V22H166ZM198 24V23H197ZM196 24V25H197ZM200 24H198V25H200ZM236 24V23H235ZM235 24H234V26H235ZM243 23H241V25H242ZM245 24V23H244ZM251 24V23H250ZM253 24V23H252ZM258 24V23H257ZM260 24V23H259ZM263 24H264V22H263ZM1 25V24H0ZM7 25V24H6ZM29 25V26H30ZM81 24H79V25H77V26H80ZM160 25V24H159ZM164 25V24H163ZM162 25V26H163ZM173 25V24H172ZM225 25H227V24H225ZM248 25V24H247ZM255 26H256V23L254 24ZM262 25V24H261ZM2 26H3V24H2ZM26 26H27V24H26ZM35 26V25H34ZM74 26V25H73ZM72 26V27H73ZM76 26V25H75ZM76 26V27H77ZM86 26V25H85ZM106 26V25H105ZM115 26V27H116ZM155 26V25H154ZM158 26V25H157ZM176 26V27H175ZM224 26V25H223ZM223 26H220V28H224ZM240 26V25H239ZM239 26H237L236 25V27L239 29ZM257 26H259V25H257ZM25 27V26H24ZM81 27V26H80ZM104 27V26H103ZM111 27L113 28V29H111ZM152 27V26H151ZM160 27H161V25H160ZM163 27H165L164 29H167V27H166V25H164ZM171 27V28H172ZM202 27V26H201ZM226 27V26H225ZM228 27V26H227ZM232 27V26H231ZM230 27V28H231ZM262 27H263V25H262ZM23 28V27H22ZM150 28V27H149ZM172 28V29H173ZM196 28V32L197 31H199V30H197V27H195ZM217 28H219V27H217ZM219 28V29H220ZM240 28H242L241 26H240ZM248 28V27H247ZM246 28V29H247ZM251 28V27H250ZM259 27H257V29H258ZM2 29V28H1ZM4 29V28H3ZM28 29H29V27H28ZM32 29V28H31ZM30 29V30H31ZM77 29H79V28H77ZM105 29H106V27H105ZM148 29V28H147ZM155 29V28H154ZM157 29V28H156ZM179 29V30H178ZM190 29V28H189ZM192 29V28H191ZM202 29H203V27H202ZM201 29V31H203ZM236 28H234L233 27V32H235L234 30H235ZM245 29V28H244ZM253 29V28H252ZM6 30L7 29H5V32H6ZM27 30V29H26ZM32 30H34V29H32ZM31 30V31H32ZM151 30V29H150ZM150 30H147V31H150ZM159 29H157V31H158ZM160 30H162V29H160ZM174 30V29H173ZM172 30V31H173ZM213 30V29H212ZM215 30V29H214ZM213 30V32L215 33V31H217V30H215L214 31ZM228 30H229V27H228ZM232 30V29H231ZM249 31H250V29H248ZM248 30H246L245 31V33H247V31ZM254 30H256V29H254ZM254 30H251V31H253L254 32ZM263 30V29H262ZM30 31V32H31ZM85 31V30H84ZM165 31V30H164ZM163 31V32H164ZM168 32H169V30H167ZM172 31L170 32V33H172ZM206 31H209V29H207ZM220 31H224L223 29H220ZM219 31V32H220ZM226 31V30H225ZM238 33H234L235 35H243L244 34V32H242L243 30H236ZM11 32V31H10ZM13 32V31H12ZM11 32V33H12ZM23 32V31H22ZM21 32V33H22ZM24 32H25V29H24ZM29 31H27V33H28ZM29 32V34H32V33H30ZM33 32V31H32ZM82 32V31H81ZM80 32V33H81ZM133 32H137L138 34L136 35L138 38H137V40L140 38L141 39V41L139 40V41H136L135 39H132V37L134 36V35H132V33ZM167 32V33H168ZM177 32V33H178ZM186 32H188V31H186ZM190 32V31H189ZM196 32H193V33H196ZM203 32H205V30L203 31ZM210 32H212L211 30H210ZM240 32H242V33H240ZM256 33H257V31H255ZM2 33V32H1ZM10 33V34H11ZM88 33V32H87ZM148 34H150V32H147ZM162 33V32H161ZM165 33V32H164ZM198 33V32H197ZM221 33V36H216L217 38V40H218V38H220V37H222L223 35H224V37L226 38V36H227V39L229 40V39H231V36H230V32H229V35H226V33L224 32V34L222 35V33L223 32H220ZM219 33V34H220ZM28 34V35H29ZM78 35H79V33H77ZM89 34V33H88ZM157 34V33H156ZM166 34V33H165ZM169 34V33H168ZM173 34V33H172ZM178 34H180V33H178ZM187 34V33H186ZM199 34V33H198ZM201 34V33H200ZM205 34H207V33H205ZM231 34H233V33H231ZM233 34V39H235V35ZM258 34V35H257ZM257 34H254V35H256V37L255 38H253V36L251 37V35H249L250 37H251V39L253 38L254 39V41H253V39H252V41H251V39H250V37H248L246 34L245 35H243L244 37H246L247 38V40H250L251 41V43L250 44H244L245 46H250L251 44H252V42L255 44H252L253 45V47H252V45L250 46V48L248 47V49H259V47L261 46V44L260 43H264V39L263 40H257V38L258 37H260L261 38V36H264L263 34H261L260 32H258ZM260 34H261V36H260ZM25 35V34H24ZM27 35V34H26ZM26 35H25V37H26ZM33 35V34H32ZM91 35V34H90ZM153 35V34H152ZM160 35H164V34H160ZM189 35V34H188ZM187 35V38L189 37L190 38V36H188ZM192 37L193 36H195V35H193V34H190ZM201 35H203V34H201ZM210 35V34H209ZM209 35L207 36L208 38H209ZM215 35V34H214ZM226 35V36H225ZM22 36H23V34H22ZM30 36V35H29ZM79 36H81V34L79 35ZM79 36H77L78 38H79ZM131 36V37H130ZM136 36H134V37H136ZM173 36V35H172ZM182 36H183V33H182ZM211 36H213V34H211ZM230 38H229V37ZM11 37V36H10ZM32 37V36H31ZM47 37V36H46ZM157 37H159L158 35H157ZM161 37V36H160ZM164 37V38H163ZM171 36H167L166 35V37L165 36H162L161 38L162 39H168L169 40V38H170ZM199 37H201V36H199ZM206 37V38H207ZM215 37V36H214ZM214 37H213V39L212 40H214ZM238 37V38H237ZM236 37V39H235V41H240L242 38V36L240 37V36H237ZM82 38H83V36H82ZM148 38H150V39H148ZM172 38V37H171ZM185 38V37H184ZM195 37H193V39H194ZM197 38V37H196ZM205 38V39H206ZM225 38H223V39H225ZM246 38H243L242 39V42L244 43L245 41H246ZM249 38V39H248ZM20 39V38H19ZM21 39H24V36H23V38H21ZM28 40L30 39V38H27ZM35 39V38H34ZM153 39H155V40H157L156 38H152L151 40L153 41ZM159 39V38H158ZM161 39V42L160 43H165V40H164V42H162L163 40ZM191 40V41H194V40ZM204 39V38H203ZM215 39V40H216ZM238 39V40H237ZM240 39V40H239ZM27 40V41H28ZM31 40V39H30ZM82 40V39H81ZM84 40V39H83ZM154 40V41H155ZM216 40V41H217ZM227 40V41H228ZM12 41V40H11ZM17 41H18V39H17ZM22 41V40H21ZM87 41V40H86ZM86 41H84V42H86ZM179 41H181V40H179ZM186 41V40H185ZM185 41H183V42H185ZM197 41V40H196ZM200 41V40H199ZM207 41H211L210 40V38L209 39H207ZM206 41V42H207ZM216 41H214V44H215V42ZM222 41H224V40H222ZM226 41V40H225ZM231 41H232V39H231ZM234 41V40H233ZM262 41V42H261ZM3 42V41H2ZM15 42V41H14ZM19 42V41H18ZM156 42V41H155ZM155 42H153V45H155L154 43ZM159 41H157L156 43H158ZM188 42V41H187ZM228 42H230V40L228 41ZM242 42H239L238 43V46L239 45H241L240 43H242ZM259 42V46L256 44V43H258ZM4 43V42H3ZM22 43V42H21ZM35 43V42H34ZM89 43V42H88ZM159 43V44H160ZM195 43V42H194ZM203 43V42H202ZM211 43H212V41H211ZM221 43H223V42H221ZM231 43V42H230ZM233 43V42H232ZM236 43V42H235ZM234 43V44H235ZM242 43V44H243ZM263 43H262V45H263ZM33 44V43H32ZM87 44V43H86ZM188 44V43H187ZM195 44H197V43H195ZM208 44L210 45V43L208 42ZM237 44V43H236ZM235 44V49H236V47H237V45ZM1 45V44H0ZM4 45V44H3ZM8 45V44H7ZM152 45V46H153ZM169 45V44H168ZM180 45V44H179ZM222 45V44H221ZM243 45V46H244ZM84 46H85V44H84ZM83 46V47H84ZM170 46V45H169ZM186 46V45H185ZM190 46V45H189ZM213 46V45H212ZM216 47L218 46L217 45V43H216V45H215ZM215 46H213V47H215ZM225 46V45H224ZM233 46L234 45H232V49H233ZM255 46H257L256 48H254ZM171 47V46H170ZM223 47V46H222ZM222 47H220V48H222ZM252 47V48H251ZM262 48L264 47V45L263 46H261ZM32 47H30V49H31ZM166 48V47H165ZM174 48V47H173ZM219 48V47H218ZM219 48V49H220ZM224 48V47H223ZM226 48H227V46H226ZM240 47H237V49H239ZM243 48V47H242ZM246 48V47H245ZM245 48H243V50L245 49ZM24 49V48H23ZM29 49V50H30ZM167 49V48H166ZM186 49V48H185ZM188 49V48H187ZM214 49V48H213ZM216 50H217V48H215ZM236 49V50H237ZM258 49L256 50V53L258 52ZM0 50H2V48L0 49ZM169 50V52L171 51L170 50V48L168 49ZM222 50V49H221ZM227 50V49H226ZM225 50V51H226ZM229 50H231V48L229 49ZM240 50V49H239ZM237 51V54H239V53H242V56H244V57H247V56H249V55H244V53L243 52H245V50L243 51V50H241V51H243V52H241V51ZM252 50V51H253ZM255 50H254V52H252L251 51V53H250V51L249 50H246V51H249V53H247V52H245V54H250V58H247V60L249 59V60H251L253 57V60L254 59H256L257 58V56L255 57V56H253V57H251V55H255L256 53H255ZM260 51L262 50V49H259ZM5 51V50H4ZM19 51V50H18ZM151 51L152 52H154V54L152 55V53H151ZM163 51H164V49H163ZM167 50H165L164 52H166ZM228 51V50H227ZM232 51V50H231ZM234 51V50H233ZM233 51L231 52V53H233ZM17 52V51H16ZM32 52V51H31ZM162 52V51H161ZM176 52V51H175ZM214 52H215V50H214ZM222 51H220V53H221ZM230 52V51H229ZM10 53V52H9ZM25 52L23 51L21 54H24ZM92 53H89V54H91L92 55ZM95 53V52H94ZM168 53V51L166 52V54ZM182 53V52H181ZM218 53V52H217ZM224 53H226V52H224ZM235 53V52H234ZM255 53V54H254ZM262 53V52H261ZM4 54H6L7 55V53H4ZM12 54H13V52H12ZM27 54V53H26ZM87 54V53H86ZM97 56L99 55L98 53H95ZM170 54V53H169ZM214 54V53H213ZM226 54H229V53H226ZM263 54H264V52H263ZM263 54H262V56H263ZM34 55H35V53H34ZM88 55V54H87ZM86 55V56H87ZM94 55V54H93ZM92 55V56H93ZM151 55L153 56L152 58H158V59H160V61L158 60V59H151V61L152 62H150V57H151ZM220 55V54H219ZM233 55V54H232ZM257 55H258V57L259 56H261V54L259 53H257ZM29 56V55H28ZM31 56V55H30ZM85 56V57H86ZM99 56V57H100ZM155 56V57H154ZM192 56V55H191ZM191 56H190V58H191ZM197 56V55H196ZM216 56V55H215ZM221 56H223V54L221 55ZM228 56V55H227ZM229 56L231 57V55L229 54ZM239 57H241L240 56V54L238 55ZM261 56V59H263L262 61H261V59H260V57L259 58H257L258 59V61H256V63H258L259 62V59H260V61L263 63V65H264V57H262ZM94 57H95V55H94ZM170 57V56H169ZM184 57V56H183ZM185 57H188V56H185ZM224 57V56H223ZM234 57H235V55H234ZM2 58V57H1ZM10 58V57H9ZM15 58V57H14ZM31 58V57H30ZM97 58V57H96ZM103 58H104V56H103ZM102 58V56L100 57V58H97L98 60L100 59V60H102L101 62L102 63H104L105 61H106V59L104 58L103 59ZM172 58V57H171ZM206 58V57H205ZM217 58H218V56H217ZM231 58H233V56L231 57ZM231 58H229L230 59V61L231 60H233V59H231ZM237 58V60H238V57H236ZM24 59V58H23ZM87 59V58H86ZM178 59V58H177ZM187 59H189V58H187ZM200 59V58H199ZM202 59V58H201ZM210 59V58H209ZM208 59V60H209ZM227 59H228V57H227ZM227 59H225V60H227ZM256 59V60H257ZM27 60V59H26ZM99 60V61H100ZM103 60H105L104 62H103ZM109 60V59H108ZM169 60V59H168ZM176 60V59H175ZM189 60H191V59H189ZM189 60L188 61H186V62H189ZM192 60H194V59H192ZM192 60H191V62H192ZM205 60V59H204ZM219 61H220V59H218ZM217 60V61H218ZM241 60H244V63H243V61L242 62H237L236 60V62L237 63H240L241 65H242V63L243 64H245V62H246V64H248V65H250V64H254L255 63V61L253 62V60H251L252 61V63L248 60V63H247V61H245V58L244 59H240L239 58V61H241ZM3 61V60H2ZM9 61V60H8ZM7 61V62H8ZM14 61V60H13ZM91 61H92V59H91ZM111 61V60H110ZM154 61V62H153ZM155 61H156V64H158L157 63V61H159V63H160V68L159 67H157L158 65H156V66H154V65H152L153 66V69L156 67V69L157 68H159V72H161L162 74H165V75H163V76H160V75H162V74H158V71L157 72H155L156 74L154 75V72L152 73L151 71H155L156 69H154V70H151V67H150V63H154L155 64ZM166 61H167V59H166ZM181 61V63H184L183 61L184 60H180ZM229 61V60H228ZM4 62V61H3ZM2 62V63H3ZM6 62V63H7ZM168 62V61H167ZM191 62H189V63H191ZM233 62V61H232ZM231 62V63H232ZM9 63V62H8ZM13 63H15V62H13ZM18 63V62H17ZM27 63V62H26ZM29 63V62H28ZM97 63V62H96ZM175 63V62H174ZM173 63V64H174ZM178 63V62H177ZM177 63H175L176 65H177ZM180 63V64H181ZM188 63V64H189ZM193 63H195V62H193ZM192 63V64H193ZM224 63V62H223ZM223 63H222V65H223ZM255 63V64H256ZM262 63H260L259 62V65H257L258 67H259V69L257 68V66H255L254 68H256L258 71H259V73H261L264 69V67L263 66H261L262 65ZM31 64V63H30ZM112 64V65H113ZM174 64V65H175ZM184 64H186V63H184ZM200 64V63H199ZM225 64V63H224ZM230 64V63H229ZM228 64V65H229ZM235 64V63H234ZM233 64V65H234ZM1 65V64H0ZM25 65V64H24ZM174 65H171V66H174ZM182 65V64H181ZM194 65V64H193ZM220 65V64H219ZM226 65V64H225ZM235 65H237V64H235ZM239 65V64H238ZM237 65V66H238ZM248 65H246V66H248ZM4 66V65H3ZM29 66V65H28ZM34 66V65H33ZM105 66V65H104ZM169 66V65H168ZM244 65H242V69L244 68L243 67ZM246 66H245V71L247 70V72H245V74L246 73H248V71L250 72L251 70H252V68L250 67V66H248V67H250L251 69H249L248 67V69H246ZM252 66H254V65H252ZM16 67V66H15ZM35 67V66H34ZM98 67H101V66H98ZM181 67V66H180ZM182 67H183V65H182ZM225 67V66H224ZM229 66H227V68H228ZM261 67V68H260ZM263 67V68H262ZM10 68V67H9ZM12 68V67H11ZM102 68V67H101ZM104 68H106V67H104ZM169 68V67H168ZM219 68V67H218ZM223 68V67H222ZM231 68V67H230ZM236 67H234L233 69H235ZM237 68H239L240 69V66L239 67H237ZM2 69V68H1ZM15 69H17V68H15ZM181 69V68H180ZM262 69V70H261ZM3 70V69H2ZM218 70V69H217ZM224 70V69H223ZM241 70V69H240ZM244 70V69H243ZM254 70V69H253ZM252 70V72L254 73V71ZM257 70H255L256 71V73L258 72ZM8 71V70H7ZM10 71V70H9ZM102 71V70H101ZM103 71H106V69L105 70H103ZM109 71V72H108ZM221 71V70H220ZM239 71V70H238ZM261 71V72H260ZM13 72V71H12ZM190 72V71H189ZM193 72V71H192ZM219 72V71H218ZM223 72V71H222ZM228 72H229V70H228ZM231 72V71H230ZM234 72V71H233ZM233 72H232V74H233ZM252 72H250L251 74H252ZM5 73V72H4ZM10 73H11V71H10ZM9 73V74H10ZM34 73V72H33ZM97 73H98V71H97ZM104 73V72H103ZM106 73V74H107ZM177 73H179V72H177ZM195 73H197V72H195ZM240 73H241V71H240ZM240 73L238 72L237 74H239L240 75ZM243 73V72H242ZM253 74L254 76H256L257 74ZM7 74V73H6ZM111 74V75H112ZM189 74V73H188ZM188 74H187V76H188ZM244 74V73H243ZM250 74V75H251ZM11 75V74H10ZM103 75V74H102ZM154 75V76H153ZM157 75H159V76H157ZM177 75V74H176ZM182 75H183V73H182ZM182 75H181V78L184 80V78L182 77ZM197 75V74H196ZM218 75V74H217ZM230 74H228V76H229ZM249 74L247 75V77L248 78H250L249 76H250ZM252 75V76H253ZM262 74H259V75H257L258 76V78L261 76ZM263 75H264V71H263ZM263 75H262V77H263ZM107 76V75H106ZM113 76V75H112ZM155 76H157V77H155ZM166 76V79L168 80L169 79V82H171V81H174V80H172V78L171 77H173V79H175V81L176 82H171L170 83V85L172 84V83H174V85L173 86H171L170 87V85L168 86V85H166V86H168L169 88H167L169 91L167 92V93H163V92H166L165 91V89H163L164 91L162 92V90L161 91H158V88L157 87H160V88H162V85H159V84H163V85H165L164 83V77ZM168 76H171L170 78H168ZM184 76V75H183ZM186 76V75H185ZM184 76V77H185ZM210 76V75H209ZM220 76H223V75H220ZM225 76H226V72H225ZM224 76V77H225ZM236 76V75H235ZM241 76V75H240ZM239 76V77H240ZM245 76V75H244ZM243 75H242V77L244 78V79H242V80H244V81H247V78L245 79V77H244ZM253 76V77H254ZM21 77V76H20ZM109 77V76H108ZM115 77V76H114ZM113 77V78H114ZM120 77V78H121ZM155 77V78H154ZM159 77H160V79L162 80V82L159 80V82L156 84V81L159 79ZM215 77V76H214ZM232 77H234V75L232 76ZM238 77V76H237ZM237 77L235 78V80L237 79ZM238 77V78H239ZM262 77H261V79H259V81L261 80L262 81ZM11 78V77H10ZM102 78H103V76H102ZM113 78H111V79H113ZM119 78V77H118ZM188 78V77H187ZM226 78V80H227V77H225ZM256 77H254L253 79H255ZM2 79V78H1ZM19 79H21V78H19ZM114 79H116V78H114ZM114 79L112 80V82L114 81ZM155 79H157L156 81H155ZM228 79H230V77H228ZM251 79H252V77H251ZM8 80V79H7ZM10 81H13V80H11V79H9ZM118 80H120V79H118ZM181 79H179V81H180ZM213 80V79H212ZM217 80V79H216ZM222 80V83L224 84L225 83V85H226V82H224L223 81V78L221 79ZM232 80V79H231ZM241 80V79H240ZM240 80H237V81H239L240 82ZM264 80V79H263ZM23 81V80H22ZM234 81V80H233ZM244 81H242V82H244ZM253 81V80H252ZM251 81V82H252ZM257 82H258V79L256 80ZM15 82V81H14ZM111 82V81H110ZM111 82V83H112ZM181 82H182V80H181ZM181 82H180V84L179 83H177V84H179V85H181ZM184 82V81H183ZM182 82V83H183ZM185 82H186V77H185ZM230 82V81H229ZM239 82H237L236 83V81H235V83L234 84H238ZM239 83L240 85V87H243L242 88V92H240L239 91V89H240V87L238 88V86H236V85H231V86H236L235 88H238V95H237V93L235 94L234 92L236 91V89H235V91L233 90V89H231V87H229L230 89H231V92H230V90H227V93L228 92H230V95H232L233 93V98H234V96L236 97L235 99H230L231 100V102H230V104H231V106L229 107V108H231V107H233V109H232V112L230 111L229 112V110L230 109H228V106H229V104L228 103H225L224 102V99H225V97H226V95H223L222 93V97L223 96H225L224 98H221V99H223V102H222V105H223V103H225L224 104V106H220V103H218L219 104V107H222V108H225V106H226V104L228 105L227 106V109L225 108V109H223L224 110V112H225V114L227 113V112H229L230 114H232L231 116H230V114H226V116L225 115H222V114H224V113H222L223 112V110L222 109H220V108H217L218 110H221V111H217V112H213V115H214V113L217 115L218 114V112L222 115H217V122L219 123V124H222V120L221 119H223L224 118V121H223V123L225 122V121H227V126L225 125L226 124V122H225V128H223V127H221L222 125H219V124H216L217 122L215 121V124H216V126L214 125V126H212V128L213 127H217L218 125H219V128L221 127V129L223 130H221L220 129V131L218 132V131H215L216 133L215 134H217V132H218V135H219V133L221 132V133H223V134H221L220 133V136H222V137H219L218 135L217 136H214L213 135V131L211 132V131H209V129H208V135L207 136H210L209 138H211V139H209L205 134H204V136H206L207 137V141H211L212 140V142H210L209 144H206L205 146L206 147H213V145H215L214 143H216V142H221V141H224L226 144H229L230 146H224L225 148H226V150H227V148H228V152H227V155H228V160L229 159H231V157L233 158L234 156L238 159V158H240V157H237V156H239V155H242V154H240V150H241V152L243 151V149H241V148H244V151H243V156L242 157H244L245 155H248L247 154V152H248V150L250 151V153H252L254 150H256V152H257V154L255 153V156L254 155H251L250 156V158L252 159V161H254L253 159L254 158H256V155H257V159H259L260 161H261V164L262 163H264V95H262V94H264V81H263V83L261 82V83H256V82H254L255 84H252V83H249L250 85H248V86H246L245 87V82H244V84L243 83ZM1 83H2V81H1ZM24 83H25V81H24ZM9 84V83H8ZM26 84V83H25ZM212 84V83H211ZM241 84L243 85V86H241ZM246 84H247V82H246ZM263 84V85H262ZM7 85V84H6ZM10 85H12L11 83L9 84V85H7V86H10ZM22 85V84H21ZM27 85V84H26ZM25 85V86H26ZM107 85V84H106ZM110 85H113L114 87H115V85H114V82L112 83V84H110ZM184 85V84H183ZM216 85H217V83H216ZM216 85H215V87H216ZM229 85V86H230ZM178 86V85H177ZM213 86V85H212ZM211 86V87H212ZM4 87V86H3ZM114 87H113V89H114ZM214 87V86H213ZM212 87V88H213ZM25 88V87H24ZM108 88V87H107ZM106 88V89H107ZM111 88V87H110ZM180 88V87H179ZM222 88H224V87H222ZM222 88H221V90H222ZM234 88V87H233ZM9 89V88H8ZM23 89V88H22ZM21 89V90H22ZM27 89V88H26ZM115 89V90H116ZM175 89H177V88H175ZM211 89V88H210ZM214 89V88H213ZM219 88H217L216 87V90H218ZM225 89V88H224ZM24 90V89H23ZM123 90V91H124ZM179 90V92H180V89H178ZM183 90V89H182ZM215 90V91H216ZM5 91V90H4ZM9 91V90H8ZM116 91H118V90H116ZM122 91V92H123ZM184 91V90H183ZM212 91V90H211ZM220 91V90H219ZM234 91V92H233ZM263 93H262V92ZM102 92V91H101ZM128 92V91H127ZM161 92L163 93V94H161ZM218 92V91H217ZM261 94H260V93ZM17 93V92H16ZM22 93V92H21ZM23 93H25V92H23ZM22 93V94H23ZM109 93V92H108ZM124 93V92H123ZM126 93V92H125ZM214 93V92H213ZM213 93H210V95L208 94V97L210 96H212L211 94H213ZM225 94H226V92H224ZM5 94V93H4ZM10 94H11V91H10V93H9V96H10ZM13 94H15V93H12L11 95H13ZM26 94V93H25ZM126 94H129V96L131 95V93H126ZM153 94V97H157V101H156V104H154V99H152L153 97L151 96ZM177 94V95H176ZM220 94V93H219ZM219 94H217V95H219ZM7 95H8V92H7ZM6 95V96H7ZM122 95V94H121ZM134 95V94H133ZM133 95H131L132 97H133ZM155 95V96H154ZM227 95H229V94H227ZM237 95V96H236ZM3 96V95H2ZM14 96V95H13ZM17 96V95H16ZM99 96H100V94H99ZM138 96H137V98H138ZM204 96V95H203ZM213 96L214 97H212V98H214V102H215V104H216V99H215V95L213 94ZM220 96V95H219ZM220 96V97H221ZM11 97V96H10ZM22 97V96H21ZM23 97H26V95L25 96H23ZM220 97H219V100L218 101H220ZM231 97V96H230ZM229 97V98H230ZM8 98V97H7ZM14 98V97H13ZM18 98H20V97H18ZM99 98V97H98ZM110 98V97H109ZM131 98V97H130ZM174 98L172 99V101H173V104H172V106H174V107H172L173 108V110L176 108H178V103L177 102H175L174 101ZM178 98H180V97H177L176 98V101H179V99ZM211 98V99H212ZM217 98V97H216ZM10 99V98H9ZM17 99V98H16ZM27 98H25V100H26ZM134 99V98H133ZM178 99V100H177ZM196 99V98H195ZM1 100V99H0ZM20 100V99H19ZM128 100H129V98H128ZM131 100V102H132V99H130ZM140 100V99H139ZM149 100H151V103H149L150 101ZM197 100V99H196ZM3 101H6V99L5 100H3ZM10 101H12V100H10ZM21 101V100H20ZM29 101V100H28ZM31 101V100H30ZM107 101V100H106ZM125 101V100H124ZM134 101V100H133ZM138 101V100H137ZM147 101H149V102H147ZM154 101V102H153ZM213 101V99L211 100V104L213 103L212 102ZM2 102V101H1ZM229 102V101H228ZM6 103H9L8 101L6 102ZM6 103H4L5 104V107H7V105H6ZM13 103V102H12ZM27 103H29V102H27ZM109 103V102H108ZM119 103V102H118ZM128 103V102H127ZM138 103V102H137ZM136 103V104H137ZM141 103V105L143 104L142 102H140L139 101V104ZM153 103V104H152ZM177 103V104H176ZM203 103V102H202ZM206 103V102H205ZM207 103H209V102H207ZM209 103V104H210ZM4 104L2 105V104H0V105H2V106H4ZM10 105H11V102L9 103ZM9 104H8V106H9ZM106 104V103H105ZM112 104V103H111ZM143 104V105H144ZM218 104L216 105V107H218ZM110 105V104H109ZM125 105V104H124ZM129 105H130V103H129ZM149 105H147L146 104V106H147V108H149L148 106ZM168 104H167V106H169ZM1 106V107H2ZM15 106H16V104H15ZM30 106V105H29ZM91 106H93V105H91ZM96 106V105H95ZM133 106H134V104H133ZM136 106V105H135ZM158 106V107H159ZM166 106V105H165ZM164 106V107H165ZM177 106V107H176ZM186 106V105H185ZM11 107H13V106H11ZM21 107H23V109L25 108L24 107V105L23 106H21ZM111 107V106H110ZM140 107V106H139ZM142 107V106H141ZM164 107H162V109H165ZM196 107V106H195ZM8 108H10V106L8 107ZM8 108H6V109H8ZM16 108V107H15ZM94 108V107H93ZM119 108V107H118ZM142 108H144V107H142ZM142 108H140V110L142 109ZM155 108V107H154ZM161 108V107H160ZM159 108V109H160ZM169 109L171 108L170 106L168 107ZM168 108H166V109H168ZM171 108V109H172ZM3 109V107L1 108V110ZM5 109V108H4ZM5 109V110H6ZM11 109V111H9V109L7 110V112L9 111L10 113L13 111L12 110V108H10ZM13 109H14V107H13ZM22 109V108H21ZM23 109H22V111H23ZM92 109V108H91ZM96 109V108H95ZM131 109V108H130ZM129 109V110H130ZM145 109V108H144ZM216 109V110H217ZM5 110H3V111H5ZM15 110L16 109H14V111L10 114V113H8V114H6L5 112V114H3L2 115V113H3V111L0 113L1 115V117H0V164H1V166L3 167H5V170H4V168H3V170H4V175H3V178L5 177V179L3 180V179H1L2 181H4L1 185H0V264H101V260H100V257H102V256H100V245H98V244H101L102 245V243H101V241H103V239L102 240H100V242L98 243V238L99 239H101V238H103V236L102 237H98V235L95 233V231L94 230H89V229H91V228H88V230L87 229H85V228H87L88 226L90 227V225H87V227L85 226V225H83L84 223H82V225H83V227L81 226V225H79V226H77L78 224H76V227H73V226H71L70 224H69V221H67V219L66 218H63V215L61 216L60 214V209L61 208H59V205L58 204H60V206H62L61 205V203H60V197L58 196V194H53V192H52V194H47V192L46 193H44L45 194V196H46V198L45 199H47V200H45L44 202H43V200H44V197L43 196H41L40 194H37L39 197V199L37 200L36 198H35V160H33L31 157H32V153H30L29 151L27 152V150H24L26 147L24 146V144H26L27 146L28 145H30V144H28V143H30V142H28V143H26L25 141H22V139H23V137H24V139H27V138H30V136H28L29 135V133H30V131H28L29 133H25V131H24V133H25V135L21 132L22 131V129H23V122L21 121V118H25L24 116L23 117H21V116H19V111H18V113H17V111L15 112ZM35 110V109H34ZM80 110V109H79ZM116 110V109H115ZM124 110V109H123ZM139 110V109H138ZM146 110H148L149 111V109H145V111ZM173 110H167V111H170V112H173ZM179 110V108L177 109V111ZM194 110V109H193ZM215 110V109H214ZM215 110V111H216ZM91 111V110H90ZM122 111V110H121ZM143 110H141V112H142ZM164 111H166V110H164ZM198 111V110H197ZM212 111V110H211ZM227 111V112H226ZM26 112V111H25ZM29 112V111H28ZM114 112V111H113ZM64 113H66V112H64ZM146 113V115H147V113L148 112H145ZM189 113V112H188ZM208 113V112H207ZM82 114H83V112H82ZM129 114H130V112H129ZM139 114V113H138ZM141 114H143L144 115V112H142ZM140 114V115H141ZM151 114V113H150ZM149 114V115H150ZM190 114H193V113H190ZM208 114H210V113H208ZM29 115H30V113H29ZM86 115V114H85ZM133 115V114H132ZM153 115V114H152ZM187 115V114H186ZM202 115V114H201ZM205 115V114H204ZM207 115V114H206ZM216 115H214V116H216ZM32 116V115H31ZM148 116V115H147ZM158 116V115H157ZM155 117V120L156 119H158V118H160V116L162 117V115H159V117ZM164 116V115H163ZM223 116H225V117H223ZM231 117V119L229 118V117ZM19 117H21V118H19ZM93 117V116H92ZM142 117V116H141ZM207 118H208V116H206ZM205 116L204 117H202V118H206ZM210 117H212L211 115H209V120L210 119H212V118H210ZM219 117H220V119H219ZM228 117V118H227ZM85 118V117H84ZM140 118V117H139ZM26 119V118H25ZM29 119H30V117H29ZM142 119V118H141ZM143 119H145V117L143 118ZM148 119H149V116H148ZM214 119H215V117H214ZM225 119H230V120H225ZM31 120V119H30ZM92 120V119H91ZM109 120H111V119H109ZM154 120V119H153ZM185 120V119H184ZM213 120V119H212ZM216 120V119H215ZM221 120V121H220ZM93 121V120H92ZM98 121V120H97ZM158 121H160L159 119H158ZM211 121V120H210ZM220 121V122H219ZM232 121V122H231ZM94 122V121H93ZM144 122H147V121H144ZM212 123L214 122V120L213 121H211ZM31 123V122H30ZM30 123H29V125H30ZM97 123H99V122H97ZM141 123V122H140ZM139 123V124H140ZM231 123V124H230ZM25 124V123H24ZM28 124V123H27ZM27 124H26V126H27ZM34 124V123H33ZM106 124H108V123H106ZM148 124V123H147ZM146 125V124H145ZM230 125V126H229ZM35 126V125H34ZM100 126V125H99ZM108 126V125H107ZM127 126V125H126ZM29 127V126H28ZM33 127V126H32ZM97 127V126H96ZM134 127V126H133ZM26 127H24V129H25ZM30 128H31V126H30ZM112 128V127H111ZM116 128V127H115ZM123 128V127H122ZM131 128V127H130ZM211 128V127H210ZM218 128V127H217ZM218 128V129H219ZM32 129V128H31ZM121 129V128H120ZM136 129V128H135ZM162 129V128H161ZM216 128H214V130H215ZM217 129V130H218ZM96 130V129H95ZM104 130H105V128H104ZM119 130V129H118ZM158 130V129H157ZM212 130V129H211ZM128 131V130H127ZM134 131V130H133ZM133 131H132V133H133ZM198 131V130H197ZM104 132V131H103ZM131 132V131H130ZM154 132V131H153ZM205 132H206V130H205ZM204 132V133H205ZM212 133L211 135L209 134V133ZM32 133V132H31ZM96 133V132H95ZM98 133V132H97ZM96 133V134H97ZM102 133V132H101ZM111 133V132H110ZM122 133V132H121ZM124 133H125V131H124ZM124 133H122V134H124ZM28 134V135H27ZM33 134V133H32ZM99 134V133H98ZM120 134V133H119ZM122 134H121V136H122ZM127 134V133H126ZM84 135V134H83ZM104 135H106V134H103V136H102V134L100 135L99 134V137H104ZM109 135V134H108ZM150 135H153L154 137H152L153 139H157V137H158V139L159 138H163L166 134H163V133H155V135L153 134V133H150ZM158 135V136H157ZM159 135H163L162 137L160 136L159 137ZM213 135V136H212ZM223 135L225 136V137H223ZM34 136V135H33ZM95 136V135H94ZM107 136V135H106ZM105 136V137H106ZM110 136H113V134L112 135H110ZM125 136V135H124ZM127 136V135H126ZM133 136H135V135H133ZM149 136V135H148ZM212 136V137H211ZM88 137V136H87ZM95 137H97V136H95ZM109 137V136H108ZM107 137V138H108ZM128 137V136H127ZM150 137V136H149ZM203 137V136H202ZM31 138H32V135H31ZM93 135H92V140H93ZM114 138H115V136H114ZM121 138V137H120ZM125 138V137H124ZM123 138V139H124ZM137 138V137H136ZM205 138V137H204ZM23 139V140H24ZM32 139H34V138H32ZM101 139V138H100ZM111 139H113L112 137H111ZM127 139V138H126ZM206 139V138H205ZM209 139V140H208ZM27 140H29V139H27ZM89 140H91V139H89ZM129 140V139H128ZM29 141H31V140H29ZM101 141H103L102 139H101ZM106 142H107V140H105ZM114 141V140H113ZM112 141V142H113ZM157 141H159V140H157ZM204 141V142H203ZM229 143H228V142ZM23 142H25V143H23ZM35 142V141H34ZM202 142L203 143H205V140L203 139L202 140ZM101 143V142H100ZM103 143V142H102ZM155 143V142H154ZM152 144L153 146L154 145H156V143H158V144H160V141L159 142H156L155 144ZM32 144V143H31ZM35 144V143H34ZM103 144H105V143H103ZM102 144V145H103ZM217 144V143H216ZM221 144V143H220ZM224 144V143H223ZM222 144V145H223ZM225 145V144H224ZM141 146H143V145H141ZM153 146H151L150 148L151 149H149V151L150 152H152L151 154L149 153V155H146L145 154V159H146V161L147 160H151V162L154 160V159H151V157L152 156H157V157H155L156 159L159 157V155H163V154H165V153H167V154H165V155H167L166 156V159L169 161L168 163L170 164V162L171 163H173V164H171V165H174L175 163H177V162H181V163H183V164H185V165H189L190 166V169H192V170H194L195 168H196V166H195V160H196V153H195V151H193L192 150V147H190L191 145L190 144H183V145H177V144H170V145H168V144H160L159 146H157L156 145V147L154 148ZM219 146V145H218ZM30 149H31V147L30 146H28ZM27 147V148H28ZM35 147V146H34ZM132 147V146H131ZM143 147H145L146 148V146H143ZM153 147V148H152ZM217 147V146H216ZM215 147V148H216ZM28 148V149H29ZM130 148V147H129ZM137 148V147H136ZM140 148H142V147H140ZM140 148H137V150L138 149H140ZM214 148V147H213ZM237 148H239L240 150L237 152ZM34 149V151H35V148H33ZM32 149V150H33ZM130 149H132V148H130ZM232 149V150H231ZM235 149H237L236 151H235ZM125 150H126V148L125 149H123V151L125 152ZM133 150H136V149H133ZM230 150V151H229ZM246 150H247V152H246ZM21 151V152H20ZM24 151V152H23ZM83 151V150H82ZM139 151V150H138ZM231 151H233V153H231ZM124 152H122V153H120V154H124ZM130 152V151H129ZM129 152H127V155H128V153ZM132 152V151H131ZM147 152H148V150H147ZM237 152V153H236ZM79 153V152H78ZM84 153H86V152H84ZM126 153V152H125ZM140 153V152H139ZM246 153V154H245ZM35 154V153H34ZM134 154V153H133ZM148 154V153H147ZM239 154V155H238ZM252 154H254V153H252ZM111 155V154H110ZM109 155V156H110ZM118 155V154H117ZM116 155V156H117ZM130 155V154H129ZM132 155V154H131ZM165 155H163L162 157H160V158H158L157 160H160V159H162V158H164V156ZM250 155V154H249ZM111 156H113V155H111ZM126 156V155H125ZM124 157V156H123ZM234 157V158H235ZM249 157V156H248ZM248 157L246 158H244V159H248ZM114 158V157H113ZM112 158V159H113ZM120 158H121V156H120ZM154 158V157H153ZM110 159H111V157H110ZM115 159V158H114ZM131 159V158H130ZM165 159V158H164ZM251 159H249V160H251ZM96 160V159H95ZM102 160V159H101ZM121 160V159H120ZM120 160H118V161H120ZM156 160V161H157ZM107 161H108V159H107ZM110 161H112V160H110ZM110 161H109V163H110ZM114 162H115V160H113ZM112 161V162H113ZM122 161V160H121ZM129 161V160H128ZM145 161V160H144ZM155 161V160H154ZM162 160H160V162H161ZM165 161V160H164ZM258 161V160H257ZM125 162V161H124ZM148 162H150V161H148ZM160 162H157V163H159L160 164ZM103 163H105V162H103ZM156 163V162H155ZM167 163V162H166ZM252 163V162H251ZM256 163V162H255ZM99 164H100V162H99ZM102 164V163H101ZM101 164L99 165V166H101ZM106 164V163H105ZM111 164V163H110ZM113 164H115V163H113ZM162 164V163H161ZM104 165V164H103ZM156 165V164H155ZM263 165V164H262ZM84 166V165H83ZM82 166V167H83ZM117 164L114 166L115 167V169H117V167L119 166H117ZM175 166H176V164H175ZM264 166V165H263ZM1 167V168H2ZM106 167H108V166H106ZM158 167H159V165H158ZM161 167V166H160ZM108 168H110V167H108ZM261 169V168H260ZM1 170V169H0ZM111 170V169H110ZM83 171V170H82ZM109 171V170H108ZM113 172L115 171L114 169L112 170ZM112 172V173H113ZM82 173V172H81ZM261 173V172H260ZM263 173H264V170H263ZM263 173H262V175H263ZM83 174V173H82ZM105 174V173H104ZM0 175H1V171H0ZM45 175V174H44ZM107 175H109V174H107ZM114 175H115V173H114ZM174 178V177H173ZM50 179V178H49ZM143 179V178H142ZM154 180H157V179H154ZM140 181H142L141 179H140ZM165 181V180H164ZM143 182H146V181H143ZM148 182H150V183H148L149 185H152V190L151 189H149L148 190V188H151V186H145L146 188H145V191L147 190V191H152L153 192V195H152V197H151V195L149 196L148 194H152V193H150V192H147L145 195L147 196H149V197H151V207H150V209H148V210H151V212H153L151 215H149V213H148V210H147V208L149 207V206H146L145 204V208H146V210L147 211H144V213H145V215L147 214L148 216H151L152 217V220L151 219H149L148 218V216L146 215V216H143V217H146L145 218V220L148 218L149 220H151V225L153 226H151L152 228H154V227H156V228H154L153 230H155V231H153V230H151L153 233H158L159 235L161 234V235H166V236H170V238H171V235H173L174 233H176V235L178 234L177 233V231L179 232L180 230H181V225L180 226H178V227H176V228H169L170 227V225H175V224H177V222H179V224H180V221L183 219V210H182V208L185 206L186 207V204H187V202L185 201H183V203H185V204H181L182 206H180L179 204H180V202H177V201H179V199H177V201H176V199H175V201L178 203H176V205L173 203V202H175V201H173V202H169V203H167V201H169V199L170 198H168V200L166 201V202H163L164 200L162 199V192H161V189H163V191H164V188L166 189L167 187H168V189H170V188H172V190H171V192H173L174 193V191H177L176 193H178V190H180V192L183 190V192H182V194H185V191H184V189H183V182H182V180H180L179 178H174L173 179V181H171L170 183H168V184H165L164 182H159V181H157V182H159V183H161V184H157V182H155V181H153V180H149ZM154 182H155V184H154ZM58 183V182H57ZM136 183V182H135ZM141 183V182H140ZM41 184V183H40ZM143 184H147V182L146 183H142V185L139 187L138 186V188L137 189H139V188H141V191H143L142 190V187H143ZM39 185V184H38ZM133 185H135V184H133ZM132 185V186H133ZM41 186V185H40ZM148 187V188H147ZM170 187V188H169ZM187 187V186H186ZM197 187V186H196ZM37 188V187H36ZM115 188V187H114ZM180 188V189H179ZM40 189V188H39ZM38 189V190H39ZM124 189V188H123ZM193 189V188H192ZM196 189V188H195ZM194 189V190H195ZM224 189V188H223ZM37 190V189H36ZM63 190H64V188H63ZM115 190H116V188H115ZM122 190V189H121ZM156 190H157V192H156ZM66 191V190H65ZM117 191V190H116ZM120 191V190H119ZM129 191V190H128ZM134 190L132 189L130 192V194H133L132 192H133ZM137 191V190H136ZM145 191H143V192H145ZM187 191V190H186ZM223 191H225V190H223ZM38 192V191H37ZM39 192H42V189H40L39 190ZM139 192H140V189L138 190V193L137 192H135L134 191V193H137L136 195H138L139 194ZM159 192V193H158ZM160 192H161V194H160ZM194 192V191H193ZM228 192V191H227ZM48 193H51L50 191H48ZM60 193H61V191H60ZM59 193V194H60ZM116 193V192H115ZM122 193V192H121ZM155 193H158V194H160L161 196L159 197L161 200H159V201H156V200H158L157 198H158V196H156L157 198L155 199ZM64 194V193H63ZM120 194V193H119ZM158 194H156V195H158ZM164 194V193H163ZM175 194V193H174ZM36 195V196H37ZM60 195H62V194H60ZM111 195V194H110ZM141 195H143V194H140V195H138V196H140L141 197ZM144 195V196H145ZM101 196H103V195H101ZM124 196H125V194H124ZM127 196V195H126ZM129 196V195H128ZM135 196V195H134ZM133 196V197H134ZM143 196V197H144ZM145 196V197H146ZM146 197V198H149V197ZM164 196V195H163ZM173 196V195H172ZM176 196V195H175ZM114 197H115V195H114ZM119 197V196H118ZM130 197V196H129ZM128 197V198H129ZM131 197H132V195H131ZM133 197L131 198L132 200H133ZM145 197H144V199L141 197V199H143V200H145ZM174 197V196H173ZM186 197H187V195H186ZM105 198V197H104ZM108 198V197H107ZM163 198H165V197H163ZM191 198V197H190ZM36 199V200H35ZM137 199H139V201H143V200H141L140 198H138L137 197ZM137 199H136V206L135 205H132V203H131V201H129V199H127L126 201L128 202V203H125V205L126 204H130L131 203V205H132V211H134L135 210V208H134V206L135 207H137V206H139V205H137L138 204V201H137ZM166 199V198H165ZM256 199V198H255ZM64 200V199H63ZM108 200H109V198H108ZM115 200V199H114ZM117 200V199H116ZM148 200V199H147ZM147 200H145V203L146 204H148V202H146ZM241 200H244V199H240L239 197H237L236 195H234L232 192L230 193L229 192V194L228 195H226L225 197H224V199H222V200H220L217 204H216V209L218 210V212H219V214H220V216H221V223H222V228H221V231L223 232V233H221L222 234V236L223 235H225L226 236V238H225V236H223V238H225L226 240H229V238L230 237H232V236H234V237H236L235 239L236 240H234V238H231L230 240H234V241H232V242H234V243H236L235 241H237V243H240L241 245H244V246H247V247H252V244H253V242H252V240L250 241L246 236H245V234H244V232H245V230H244V227H243V225H245L244 223H243V219H244V217H242V216H244L243 214H244V209H247V208H244L246 205H244L243 203L244 202H242ZM35 201H37L36 203H35ZM85 201V200H84ZM105 201V200H104ZM106 201H107V199H106ZM123 201H125V200H123ZM122 201V202H123ZM257 201H259V200H257ZM263 202V206H264V200H262ZM46 202V204L44 205V203ZM101 202H103V201H101ZM259 202H261V201H259ZM93 203V202H92ZM134 204H135V201L133 202ZM192 203V202H191ZM261 203V204H262ZM124 204V203H123ZM140 204V203H139ZM141 204H143V203H141ZM241 204H243V206L241 205ZM261 204L259 203V205L261 206ZM94 205V204H93ZM108 205H109V203H108ZM124 205V206H125ZM149 205V204H148ZM179 205V206H178ZM257 205V204H256ZM69 206V205H68ZM95 206V205H94ZM106 206H107V204H106ZM105 206V207H106ZM124 206H123V208H124ZM127 206V205H126ZM252 206V205H251ZM116 207V206H115ZM143 207V206H142ZM187 207H190L189 205L187 206ZM246 207H248V210L250 209V208H252V207H250L249 208V206H246ZM62 208H64V206H62ZM127 208V207H126ZM129 208H130V206H129ZM133 208H134V210H133ZM244 208V209H243ZM264 208V207H263ZM143 208H141V210H142ZM190 209V208H189ZM243 209V210H242ZM261 208H258L257 210H260ZM91 210V209H90ZM93 210V209H92ZM97 210V209H96ZM116 210H119V208L117 207V209ZM115 210V211H116ZM126 210V209H125ZM124 209H123V211H125ZM129 210V212H126L127 213V215H126V217H128L129 215L128 214H130V217L132 216L131 214L132 213H130V212H132V211H130V209H128ZM127 210V211H128ZM136 210H137V208H136ZM140 210V211H141ZM243 211V213H241L242 211ZM256 210V212H258ZM63 211V210H62ZM105 211H107L108 212V210H107V208H105ZM110 211V210H109ZM139 211V212H140ZM188 211H190V210H188ZM263 211V210H262ZM90 212V211H89ZM118 212V211H117ZM113 214V212H111L110 211V214ZM120 213V212H119ZM136 213H137V211H136ZM191 213V212H190ZM259 213H260V211H259ZM258 213V214H259ZM66 214V213H65ZM64 214V215H65ZM69 214H71V212L69 213ZM77 214V213H76ZM262 214L264 215V213L262 212ZM90 215V214H89ZM124 215V216H125ZM144 215V214H143ZM263 215H262V218H263ZM91 216V215H90ZM96 216V215H95ZM135 216H137V214L136 215H134V219H135ZM109 217V216H108ZM107 217V218H108ZM126 217H124L125 219H127ZM139 217L142 219L143 217L142 216H140L139 215ZM138 216H137V218L138 219H140ZM73 218V217H72ZM123 218V217H122ZM123 218V219H124ZM135 219V221H137V222H139L138 221V219ZM261 218V219H262ZM102 219V218H101ZM123 219H122V222H123ZM133 219V220H134ZM140 219V220H141ZM144 219V218H143ZM142 219V221H144V222H146V224L147 223H149L148 222V220H143ZM264 219V218H263ZM263 219H262V221H263ZM76 221H77V219H75ZM92 220H93V217H92ZM121 220V219H120ZM120 220H119V223H118V225L120 224ZM129 221L130 220H132V218L131 219H128ZM75 221V222H76ZM126 221V220H125ZM135 221H132V222H135ZM172 221V222H171ZM254 221V220H253ZM78 222V221H77ZM112 222V221H111ZM122 222H121V224H122ZM196 222V221H195ZM128 223V222H127ZM136 223V222H135ZM241 223H243V224H241ZM91 224V223H90ZM131 224V223H130ZM133 224V223H132ZM128 224H124V225H121V226H123L124 228H130V225L128 226V227H126ZM221 225V224H220ZM75 226V225H74ZM84 226H85V228H84ZM149 226V225H148ZM245 226H247V225H245ZM119 227V226H118ZM122 227V231H119L118 229H117V231H116V234L118 233V232H123V234H124V231H125V234H124V236L122 237V235L120 234V233H118L120 236H121V238H124V237H127V236H129V237H131V235L130 234H126V229L124 230V228ZM264 227V226H263ZM93 228V227H92ZM144 228V227H143ZM120 229H121V227H120ZM151 229V228H150ZM262 229V228H261ZM124 230V231H123ZM131 230V229H130ZM188 231V230H187ZM128 233H129V230H128ZM173 233V234H172ZM182 232H180V234H181ZM263 233V232H262ZM108 234V233H107ZM111 234H108V236H110ZM125 235H127V236H125ZM150 235H151V233H150ZM149 235V236H150ZM157 235V234H156ZM175 235V236H176ZM220 235V234H219ZM107 236V237H108ZM112 236V235H111ZM162 236V237H163ZM174 236V235H173ZM174 236V237H175ZM183 237V236H182ZM213 237V236H212ZM109 238V237H108ZM108 238H106V239H108ZM111 239H112V237H110ZM155 238V237H154ZM160 238V237H159ZM219 239V237H216V239ZM222 238V239H223ZM111 239H108V240H111ZM130 238H128L127 237V239L125 238V239H123V241H125V240H129ZM172 239V238H171ZM184 239V238H183ZM215 239V240H216ZM225 239L223 240L224 242H225ZM186 240V239H185ZM213 240H214V238H213ZM220 240H221V238H220ZM122 241V242H123ZM110 242V241H109ZM169 242V241H168ZM216 242V241H215ZM256 242V241H255ZM199 243V242H198ZM106 244V243H105ZM103 244L104 246H106V245H108V244ZM126 244V243H125ZM227 244V243H226ZM264 244V243H263ZM127 245V244H126ZM211 245V244H210ZM237 245H239V244H237ZM122 247V246H121ZM125 247V246H124ZM128 247V246H127ZM205 248V247H204ZM208 248V249H207ZM109 249V248H108ZM129 249V248H128ZM127 248H126V251L128 250ZM131 250V249H130ZM247 250V249H246ZM137 252H138V249L136 250ZM135 251V252H136ZM140 252V251H139ZM138 252V253H139ZM151 252V251H150ZM171 252H172V250H171ZM225 252H226V246L224 245L223 246V243H222V245H219V246H214L213 245V247H211V248H209V247H207L206 246V248L205 249H203L201 252H199L198 254L199 255H195L194 257H192V264H235L236 262H240V261H238V260H232V259H229V260H231V261H227L226 259H225ZM172 253H174V252H172ZM124 254H125V252H124ZM141 254V253H140ZM143 254V253H142ZM149 254V253H148ZM103 255V254H102ZM122 255V254H121ZM120 255V256H121ZM145 255V254H144ZM175 255V254H174ZM194 255V254H193ZM116 256V255H115ZM242 256V255H241ZM121 257H125V256H121ZM156 258V257H155ZM161 258V257H160ZM191 258V257H190ZM244 258V257H243ZM264 258V255L262 256V258H260L261 260ZM125 259V258H124ZM124 259H118V260H120V261H123ZM114 260H116L115 259V257H114ZM117 260V261H118ZM126 260V259H125ZM129 260V259H128ZM161 260V259H160ZM241 260V259H240ZM259 260V259H258ZM128 262V261H127ZM244 262V261H243ZM258 262V261H257ZM261 262V261H260ZM119 263V262H118ZM262 263V262H261ZM260 263V264H261ZM134 264V263H133ZM137 264V263H136ZM237 264V263H236ZM238 264H242V263H238ZM247 264V263H246Z\"/></svg>",
    "mask_w": 264,
    "mask_h": 264
}]
</instances>
